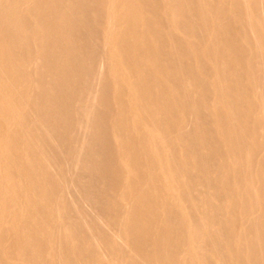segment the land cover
<instances>
[{
    "label": "rangeland",
    "instance_id": "374dc122",
    "mask_svg": "<svg viewBox=\"0 0 264 264\" xmlns=\"http://www.w3.org/2000/svg\"><path fill=\"white\" fill-rule=\"evenodd\" d=\"M31 1L33 2V1H37V0H31ZM40 1H42V2H40ZM38 2L43 4V5L41 4L43 7L41 6L40 9H39V11L44 8L42 10L41 16H40V12H38V14H39L38 20L40 22L39 21H36V18L31 17L32 14H30V13H32V10H33L32 7L33 6L31 4H28V2L27 3H24V4L22 3L24 6L21 5V2L18 3L17 6H14L15 7L14 9L9 4V2H5V6L7 4V6L9 5L14 10V11L12 10L13 18H15L17 20V22L19 21V19L21 20L20 21V25L19 24L17 25L19 28L16 27V30H14L15 32H17V34H19L18 37H20L21 34H22L24 37L31 38L32 36H34V34L36 33V31L41 32V37H40V40H38L37 42H35V44H34V42L32 43V41H29L28 51L27 50L25 51V49L23 47H16L13 44V42H15V38H14V36H16L15 33H13V35L11 33H8V35L10 34L9 35L10 37L12 35V37H13V38L11 37L12 39L10 37H8V35L7 36L6 35L3 36L2 34H0V39H1L0 41H3L4 42L5 41L4 38L6 39V37H7V39L9 41H11V40L14 39L13 42H11L10 45H9V42H7L8 41L7 39H6V41L4 43H1V44H3V47H1L2 50H0V61L2 59H5V57L7 58V57H10L11 56V58H14L13 55H15V57H19V58H21V57L22 58H25L26 55L27 56H31L32 55L31 57H34L35 54L37 53V51L39 50V48L42 49V52H44V54H43L44 57H42L41 61L37 59L36 61H38V63L35 66L29 67V69L27 71V78H29L34 83V84L32 83V85L30 86L31 88L29 87V90L26 93L27 94V97H26V94L23 97H20L23 94H21L20 96L17 95L14 102L16 104H18V103H20V104H24L25 103L26 104L27 102H30V101L32 103H35V104L37 103V107H35V108L34 107L33 108L29 107V111H27L25 113L26 116H24L25 119L23 118L24 121L22 123L19 120V123L22 126L25 125L24 127H26L28 125V126H32L35 129V132H36L35 135H34L35 138L34 139H30L29 138L30 139L29 140L27 138V136H28L27 133L26 132H23L22 133V130L21 129H24V128L20 127V132L22 133V137L21 138L22 139H25L26 138V140H28V142H32V144H35L34 147L36 146V143H35L34 140L35 139L38 140V141L40 140L39 141V144L41 143L40 146L41 147L43 146L44 151L41 152L43 149H40L38 147L41 150V151L39 150V153L41 152V154L43 155V157L45 156L41 160H43V162H45V159H46L47 162H51V161L54 160L55 167H56L55 169L57 171L60 169L58 173H56L57 171L54 170V169L52 170L53 172L50 171V175L52 176L53 180H56L57 179L55 181V184H56L55 186H57L59 189L58 188L51 187L52 185H50L49 183L46 184V182L44 183L43 181H41V179H40L41 177L38 175L39 173H37V172H36L37 173L36 174V176H37L36 178L39 180V182L36 183L37 181L34 180L33 183L32 184H29V185H28L29 182L26 181V179L21 175V177H23L22 178L23 183H22L21 179H18V180H15L14 181V193L16 194V199L14 200L15 201L14 204H15V206H17L16 207L17 208V211H15L16 213L14 212L15 213L14 214L13 212L11 213V211H13V209L12 208H8V205H7L8 204V199H5V198H8V195H6L7 193H3V190H2L3 187L1 188V186L4 183H2L3 182L2 181L3 179L0 178V181H1V184H0V191H1L0 192V202H1L0 203V221H1L0 222V236H1L0 237V250H1L0 251V255H1L0 256V263L2 262L3 264H5V262H6L5 260H6V257H7V256L5 257V253L7 255V253H9L11 251V249H13L12 246H15L14 247L15 249L18 248L22 252V255L23 256L21 255V258L26 257V258H23V259L20 258L18 262L16 261L19 264L20 263L21 264H26V263L27 264H33V263L34 264L35 263L36 264H43V263L44 264H56L55 262H57V264H63V263H65V264H87L89 261H91V262H89L88 264H95L96 262H98L96 264H127V261L121 255H116V256L115 255H111L110 252H109V254H107L108 253L107 248L102 243L100 237H98L97 235L95 236L94 234H92L91 228L89 227L90 224L88 225L87 223H85L84 220H82V218H84V217L81 215V212H78L77 213V209L80 208V210L82 211V213L84 212L83 215L84 216L86 215L88 218H90L92 220L93 219L94 220H97L98 219L97 217H99V219L101 218L102 220L104 218L106 220L109 219L110 221H108V223L111 224V227L113 228V230H115V232L117 230V233H120L121 232V233L125 234L126 236L133 235L134 237L140 238L142 241L144 240V242H143V251L148 256V258L151 259V261H154V262H152V264H158L159 262H160L159 264H195V263L196 264H200L201 263V258H202V260L204 258H205L204 260H206V258H207V260H206L207 261L206 262L207 264H225V263L226 264H231L229 258H228V260L226 258V257H228L227 256L228 253H229V257H230V252H233V253H236L237 252L238 254L237 253L236 254H237V256H238L239 259H242L243 260L246 257V259L249 260V262H250V260H253V263L250 262V264H254V262H255V264H262V263L264 264V234H263L264 233V157H263L264 156V144H263V142H264V138H263L264 137V130H260L259 131V130L256 129L258 127V125H260V121H261L262 124H264V117H263L264 116V71H263L264 70V36H263L264 35V28H261V25H260L261 24V21H260V17H259L258 8H257V6L259 4H261V6L264 7L263 2H261V3L258 4V0H202V1L201 0H166V2H165V0H152V2H153L152 5L153 6L155 5L154 7H158V8L160 7L161 8L163 5H166L165 3H170V4L174 5L175 8L177 7V10L179 11V13L181 15H183L182 17H180V23H181L180 26L183 27V31H182L183 34H182V36L185 39V40L184 39H182V40H184L186 43L184 42L182 45L179 46V47H181L180 48L181 51L179 50L180 52L176 56L175 61H173L174 59H171V60H162L160 62V68H161V72L162 73H165L167 75H168V73H170L174 69L176 71H179V70L185 68L184 69L185 70V74H183L184 73V70H182L181 73H182V75L184 77L181 76V74H180V77H179L180 87L181 88L179 87L177 98H174L175 101L172 100L173 102L170 105L169 111L173 115V117H171L172 119H169L168 118V119H165V120H161V123L158 122L156 125H150V124L146 123L144 126H142V128H144V129H141V128L140 129H137L136 127H134V124H132L133 123V120L130 119V117L128 115H126L127 114V109L126 108L128 106V103H131V102H133L136 99V94L134 92H132V91L129 90L128 91L129 92V95L128 94L127 95L125 94V96H128L130 98L123 96V98L121 97V100H119L120 98L119 99H116V98L113 97L114 96V93L116 94L115 89L116 88L118 89V87H119V85H118L119 84L118 83L119 82V79L116 77V75L111 74L112 75V78L110 77V79H108V87H106V91L104 90L106 92V95L105 96L108 97L106 99V103H104V102H101L100 103L98 101V97L96 95H97V93L99 95V88H98V90L95 93L96 95L93 94L94 96L91 95V94L89 96H87L86 93H85V91H84L85 90L84 88L87 85L88 86L90 85L88 83H91V82L95 81L94 80V75H92V73H91L92 72L91 67H93V65L95 64L96 59H98L97 56H99L100 59L102 58V60H104L103 62L106 63V66H111L112 65L111 62H110V59H108L106 56H104L99 51V48H97L98 46L96 47V45L93 44L95 42L94 41L92 42V38H91L92 36L89 33V31H88V27L86 26V23H88V19H86V18H88L91 13H94V17L96 16V20H95V23L97 22L96 23V26L97 25L98 26L101 25V15H99V14H101L102 7L97 4L95 6L96 7L98 6L99 8L98 9L97 8L95 9V6L93 4H92L93 6H91L90 5L91 3L90 4H87L89 2H85L84 0H45V1L38 0ZM79 2L82 5H80ZM51 4L53 5L54 8L52 7ZM201 4L204 7L208 8V11L210 13V15L207 16L208 19L206 21L203 19L202 15L198 12L199 11L198 8H199V6ZM2 5H4V4L1 3L0 9L3 7ZM30 7H31V9H30ZM49 7H51V8L49 9ZM89 7H92V8L89 9ZM259 7H260V5H259ZM3 8L1 9L2 10V13H1V10H0V14L2 16V17L0 16L1 17L0 18V24H4V23H2L4 21L3 18L6 19V17H5L6 13L4 14V12H5V10L7 8H5V10ZM80 8H81V10H80ZM190 8H191V10H190ZM3 10H4V12H3ZM8 11H6V12H8ZM27 11L29 12V14H28ZM79 11H80V13L78 14ZM95 11H97V13ZM64 12H65L66 15L64 14ZM86 13H88V14H86ZM26 15H28V16H26ZM29 15H31V16H29ZM16 16H18L17 18H19V19H17ZM184 16H185V18H184ZM67 17H69L71 20H68L67 21V19H68ZM73 17H74V20H72ZM232 18H233V20H232ZM54 20H57V21H54ZM64 21L66 23H64ZM36 22H38V23H36ZM51 22H52L53 28H52L51 25H49L48 28H50V26H51L52 29L51 28L50 29H47L46 28L47 27L46 24L47 23L50 24ZM84 22H86V23H84ZM190 22H192V23H190ZM197 22H199V23H197ZM202 22H204V23H202ZM41 23H43V25ZM72 23H73V25H72ZM39 24H40V26L43 27L42 29H40V26H37ZM55 24H57V26ZM65 24H68L67 25L68 27ZM212 24H214L215 26L212 25ZM233 24L236 27H234ZM59 25H60V27H58ZM61 27L63 29H61ZM74 27H75V29H74ZM85 27H87V28H85ZM195 27H196V29H195ZM35 28H37L38 30L35 29ZM233 28L236 29V30L234 31ZM18 29L19 30L21 29V30L18 31ZM66 29H67V31H66ZM50 30H54V31H50ZM87 31H88V33H87ZM193 33L195 35H193ZM243 33H244V35H243ZM205 34H206V36H205ZM203 35H204L205 38L203 37ZM211 35H213V36H211ZM223 36L225 38H223ZM211 37L212 38L214 37V38L212 39ZM219 37L224 40V41L222 40V43H221V39ZM238 38H240V39L238 40ZM208 39H210L211 41L210 40L208 41ZM217 41H218V43H217ZM245 41L246 42L248 41V42L246 43ZM90 42H91V44H90ZM207 42L210 43L209 44V46H210V52H209V48H208L209 46H208V43ZM211 42H212V45H211ZM214 43L216 45H213ZM219 44H222V45H219ZM40 45H41V47H40ZM81 45H83V47ZM242 45L245 46V47H243ZM256 45H257V47H256ZM212 46H214V47H212ZM163 47H164V45L162 43H157L155 45V49L154 50L158 49L160 51H157V50L156 51L158 53L163 54V52H164V50H163L164 48ZM203 47H205V48H203ZM213 48H215V49H213ZM207 49H208V51H207ZM88 50L89 51L91 50V52H93V53L89 52ZM191 50H193V51H191ZM211 50H212V55H213V56L211 55L212 57L209 56L210 53H211ZM213 50H215L216 52H214ZM182 51L185 52V53H183V56L181 54ZM219 51L220 52H224L225 51L223 53L224 55L222 53H220V54H222V55H220L219 54ZM10 52H12V53H10ZM18 52L20 53V55H19ZM94 52H98V53H94ZM132 52H133V48L130 47V46H126L125 49L119 50L116 53V54H118V57H119L118 59H121L120 60L121 64L124 63L122 66H124V69L126 70V73H127V75H125L126 76V80L130 83L131 86H136L137 85V86H140L141 87V84L143 83L142 87H144V86L146 87V88L145 87L144 88H145L146 91L149 92L150 101L151 100L153 101V102H151V105L154 108L159 107L160 104H161V102H162V100L164 98L165 99L166 98L168 99L169 94L167 92L160 93L158 90H155V91L150 90L151 88L147 89V87L149 86L148 85L149 84L148 83L149 82L148 81L149 80V76H147L148 77V80H147V78L144 77L145 76L143 74L144 72L143 73H141V72L140 73L139 72L137 73L136 71H134L133 67L131 66L132 65L131 62L133 61V56H134V52L133 53ZM201 52L202 53L204 52V54L202 55ZM251 52H253V53H251ZM87 53H88V55L90 54L91 57L90 56H87ZM83 54H85V55H83ZM5 55H7V56H5ZM95 56H96V58H95ZM188 56H190V57H188ZM188 59L189 60L191 59V60L189 61ZM209 59H211L212 62ZM259 59H260L261 62L259 61ZM185 61H187V62H185ZM188 61L189 62H192L193 61V63L190 64ZM195 61L198 64H196ZM201 61H203V63H201ZM184 62L186 64H184ZM234 62H236V63L234 64ZM107 63H108V65H107ZM208 63H209L210 66L208 65ZM211 63L214 65L213 67H212ZM218 63H220V64H218ZM221 63H223V64H221ZM231 63H232V65H230ZM245 63H247V64L245 65ZM257 63H263V64L261 65V64H257ZM40 64H42V65L44 64L43 65L45 67L44 70H42V68L40 67L41 66ZM182 64L184 66H182ZM228 64H229V68H227ZM125 65H127V66H125ZM179 65H181V66H179ZM185 65H188V66H185ZM191 65L192 66H195L196 68L195 67L191 68L192 67ZM216 65H217V67L224 68V69L223 70L222 69H219L221 71H219V73H216V71L214 69ZM219 65L222 66V67H220ZM240 65H241V68H239ZM260 65L263 68H261ZM85 66H86V69H85ZM201 66H203V67H201ZM249 66L251 67L250 68V72L251 73L249 72V69H248ZM87 67H89V68H87ZM211 67H212V69H211ZM199 68H201V70H199ZM202 68L203 69L206 68V69L203 71ZM209 68L211 69L212 72L210 71ZM78 69H80V70H78ZM83 69H85V70H83ZM132 69H133V71H131ZM188 69L189 70L191 69V70L189 71ZM245 69H246V71H245ZM186 70H188L190 73L187 74L188 71H186ZM195 71H197L196 76H198V77L195 76V74H194ZM213 71H215V72H213ZM231 71H232V73H231ZM261 71L263 73H261ZM42 72H44L46 74L43 75ZM132 72H135V73H132ZM191 72H192V74H191ZM202 72H204V73L206 72V73L204 74ZM246 72H247V74H246ZM207 73H210V74L208 75ZM220 73H221V75H219ZM85 74H87L88 76L85 75ZM137 74H139V75H137ZM79 75H80V77H78ZM206 75H207V77H206ZM136 76H138V77H136ZM187 76H189V78ZM217 76H221L222 79H221V77L220 78H217ZM192 77H193V79H192ZM202 77H206L207 79L205 78L206 79L205 80ZM213 77L215 79H213ZM201 78L203 79V81H202ZM245 78H247V80H245ZM184 79H185V81H184L185 82V86L183 85L184 82L182 83V81ZM198 79H201V80H198ZM218 79L220 80L219 83H218V81H219ZM191 82H192L193 85L191 84ZM211 82H213V83L215 82L214 84H217L218 83V86L216 85V88H215V85L212 84ZM237 82L241 86L240 85H237L238 84ZM146 83H148V84H146ZM199 83H201V84H199ZM234 83H235V85H234ZM57 84H59V85H57ZM83 84L84 85L86 84V85L84 86ZM207 84L208 85L209 84L210 85L212 84V85H211V87L209 85V87H210L209 88L207 86ZM227 84H229V85H227ZM82 85H83V87H82ZM199 85L200 86L201 85H204V86H201V87L202 88L205 87V88L202 89ZM222 85H224L223 86L224 88L223 87H221L222 89L221 88H218V87H220ZM249 86H251L252 88H253V86H255L252 89L253 91L251 90V87H249ZM193 87H195V88H193ZM182 88H184L183 91L181 90ZM186 88L188 90H185ZM206 88H207V90H206ZM81 89H82V91H81ZM214 89L216 91L218 89V91H220V92L222 90V92L219 93L217 91L218 93L215 94L216 91ZM247 89H248V91H247ZM189 90H192V92L191 91L189 92ZM201 90H203L202 91L203 93L201 92ZM208 90H209V92H208ZM113 91H114V93H113ZM194 91L195 92L196 91L197 92L200 91V92L195 95V92ZM251 91H252V93H251ZM83 93H85V94H83ZM209 93H210V95H209ZM101 94H102V92H101ZM187 94H190L191 95V96L190 95L189 96H190V98L192 100H190V98H189V96H187ZM237 94H238V96H237ZM132 95H133V97H132ZM181 95L183 97H181ZM201 95L204 96L203 97L204 99L202 98ZM208 95L211 96V97H209ZM215 95H218V97L215 96ZM250 95H252V96H250ZM207 96L209 97L208 98L209 100H207V98H206ZM83 97H84V99H83ZM90 97H91V99H90ZM158 97H159V99H158ZM219 97L220 98H224V99H220ZM127 98H128V100H127ZM180 98H182V99H180ZM88 99L90 100V102H89ZM94 99H96V100H94ZM184 99H186V100H184ZM71 100L73 101V103L71 102ZM188 100H190L192 103L190 101H188ZM194 100H196V101L193 102ZM197 100H199L198 103H196ZM85 101H87V104L89 102L88 107H87V104H86ZM224 101H226L227 103L230 104L229 106H230V109L231 110H227L226 111L225 106L227 105V103L224 102ZM174 102L176 103V105H175L176 108L174 107V104H175ZM232 102H234L236 105L234 103H232ZM69 103H71V104H69ZM194 103H195V105H194ZM223 103H224V105H223ZM54 104L55 105L58 104V105L55 106ZM83 104H84V106H83ZM105 104H107V105H105ZM197 104H198V106H197ZM205 104L208 106L207 109H206L207 106ZM231 104H234L235 107L234 106L232 107ZM254 104H256V107H255ZM3 105L4 106H7L6 103H4V102H3ZM93 105L95 106V108L93 107ZM237 105H239V106H237ZM243 105H244V107H242ZM10 106L11 105L8 104V107H10ZM78 106H81L82 108L81 107H78ZM201 106H203L204 108H202ZM86 107L88 109H90L91 111L90 110H86ZM184 107H185V109H184ZM190 107L191 108L194 107V109H191ZM238 107H241V108L238 109ZM178 108H180V109L178 110ZM186 108H188V110H186ZM215 108H218L219 109V112L222 113V114H223V111H224V114L226 112V114L228 115V118L230 119V121H229L230 125H229V123L225 125V123H227V122L220 121L219 117L217 118V114L219 112H218V109H216L217 110L216 111ZM236 108H237V110H236ZM58 109H60V110H58ZM66 109H69V111H67ZM123 109L124 110L126 109V111H123ZM189 109H191V110H189ZM139 110H140V108L138 109L139 114H141L142 111H144V109L143 110L141 109L140 111ZM173 110H174V113L171 112ZM194 110H196V111H194ZM201 110L204 113H201L202 112ZM252 110H254L256 113L255 112L253 113ZM169 111H167V112H169ZM177 111H178V113H177ZM189 111H191V112L194 111V112L192 114ZM198 111H199V113H198ZM213 111H214V113H213ZM230 111H232L233 113L230 112ZM258 112H260L259 113L260 116H258ZM92 113H93V115H92ZM85 114H86V116H85ZM185 114H186V116H185ZM194 114H196V115H194ZM202 114L203 115L205 114L206 116L205 115L203 116ZM254 114H256V115H254ZM71 115H72V117H71ZM88 115H89V117H88ZM120 115H122V116H120ZM141 115L143 116V114H141ZM174 115L176 116V119H175ZM193 115L196 118L194 117V119H193ZM233 115H234V118L232 119ZM98 116L101 117L102 119L101 118H98ZM126 116H128V117H126ZM239 116H240V119H239ZM257 116L259 118H261V120L260 119L258 120V117ZM87 117H88V120H87ZM160 117H161V119L162 118L164 119L163 114L160 115ZM246 117H248V121H247V118ZM256 117H257V119H256ZM125 118H127V119H125ZM249 118H251L252 120H250ZM254 118L257 121L256 123H253L252 122ZM94 119H97L99 121H96ZM122 119H123V121H122ZM255 119H254V121H255ZM63 120H64V122H63ZM128 120H130V121H128ZM169 120H171V121L169 122ZM216 120H218V122ZM240 120H243V121H240ZM68 121H69V124H68ZM235 121H238V122H235ZM246 121H247V123H246ZM24 122H26V124H24ZM32 122H33L34 125L32 124ZM89 122H90V125H89ZM222 122L224 123L223 125H222ZM99 123H101V124H99ZM185 123L186 124L188 123L187 126H186ZM192 123H193V125L195 127H193V125H191ZM233 123H235L236 125L233 124ZM241 123H242V125H241ZM251 123H252V125H251ZM97 124H99V125H97ZM160 124H161V126H160ZM232 124L234 125V127H236L234 129H237L239 132L238 131L237 132H231V131H236V130H233ZM4 125H5V127H4ZM61 125H63V126H61ZM180 125L181 126L185 125L186 128H184V126L182 128ZM238 125H241V126H238ZM197 126H198V128H197ZM249 126H251V127H249ZM252 126L253 127H256V128L254 129ZM38 127H40V128L37 129ZM228 127H230V128L227 129ZM241 127H242V130H243V128L245 130H243V131L240 130ZM189 128H191V129H189ZM199 128H201V129H199ZM59 129H60V131H59ZM136 129H137V131H136ZM177 129H178V133L180 132V134L178 135V137L176 136L177 135ZM181 129H183V130H181ZM248 129H250L251 133L248 131ZM0 130H1L0 131V140H2L1 142H4V141L7 142L11 138H13L12 135H14V134H17V133H18L17 135L21 134L18 131V127L12 125L10 122H9V124H1L0 123ZM2 130H5V131H2ZM71 130H73L74 133ZM77 130H79V131H77ZM80 130H82V131H80ZM190 130H191V132L189 133ZM6 131L8 133H6ZM43 131L45 132V134H44ZM63 131L66 132V133H63ZM88 131H89V133H88ZM175 131H176V134H175ZM193 131H194V133H193ZM195 131H196V136L199 134L197 136L199 140H197V137L195 136ZM200 131L201 132H204V133H202L203 135L204 134H206V135L202 136V134L200 133ZM247 131L249 133H247ZM39 132L42 133V134H40L41 136L39 135ZM76 132H80V133H77L76 134ZM243 132H245V133H243ZM252 132H255V134H253ZM25 133H26V135H24ZM61 133H63V135H65V136H63ZM140 133L141 134L144 133V135H141ZM186 133H187V135H185ZM173 134L175 135V137L173 136ZM251 134H253V135H251ZM47 135H49V136H47ZM121 135H123V136H121ZM138 135L139 136L141 135L140 136L141 139L136 137ZM158 135H160L161 137L158 136ZM190 135H192V136H190ZM231 135L232 136L235 135L234 138L232 137L233 138L232 140H231ZM38 136H40V137H38ZM44 136H46V137H44ZM71 136H72V138H73L74 141L71 140L72 139ZM143 136L145 138L146 137L147 138L145 139V138H143ZM179 136H181V137H179ZM189 136L191 137V139L194 137L193 138L194 140L193 139L191 140ZM216 136H218V137H216ZM237 136H241V137H237ZM252 136H254V137H252ZM28 137H30V136H28ZM64 137H66V138H64ZM134 137H136L137 139L134 138ZM195 137H196V139H195ZM236 137L239 138V139L241 138L239 140V142H238V139ZM49 138H50V140H49ZM54 138H55V140H54ZM61 138L63 139L64 142L61 141L62 140ZM142 138L144 140H142ZM154 138H155V140H154ZM174 138L177 139L178 141L175 140ZM185 138H187L186 139L187 141L189 139L190 140L188 142H186ZM200 138L203 139L204 141L205 140L206 141L205 142H203V140L200 141ZM217 138H219V139L216 141ZM44 139H45V141H44ZM214 139H215V141H214ZM152 140H153V142H152ZM233 140H236V141H233ZM38 141H36V142H38ZM68 141L71 142L69 144H71L72 146L68 144ZM109 141H110V143H109ZM130 141H132V143H130ZM137 141H138V143H137ZM145 141H148V142H145ZM182 141H184L185 143L182 142ZM253 141H255V142H253ZM194 142H195L196 145H194ZM217 142H220L219 143L220 145ZM252 142H253V144H252ZM106 143L108 144V146H107ZM149 143L153 144V146L155 145L154 146L155 149L153 148L152 145L150 146ZM168 143H172V145H170ZM189 143H190V145H189ZM19 144L21 146V143L20 142L17 143L16 144V149L17 150H22L21 149L22 146L20 147ZM142 144L143 145L145 144V145L144 146H140ZM156 144H157V146L159 148H161L160 151H159V148L156 146ZM187 144H188V146H190L191 149L188 148ZM191 144H193L192 147H191ZM197 144H200V145L197 146ZM201 144L203 146H201ZM232 144H234V145L231 147ZM167 145H168V147H166ZM182 145H184V146H182ZM79 146H80V149H79ZM213 146H214V148H213ZM150 147H152L153 150ZM194 147H196L195 150H194ZM206 147H207V150H206ZM208 147H209V149H208ZM243 147L244 148L246 147V150ZM76 148H77V150H76ZM122 148H124V149H122ZM156 148H158V150H156ZM162 148H164V149H162ZM175 148H177V149L174 150ZM210 149H212V150H210ZM17 150L14 151L15 152V155L16 154L17 155L16 156L14 155V159L15 160L12 161L13 162L12 163L13 165L14 164L15 165H19V163H21L22 160L24 159V155L21 154L23 150L21 152L20 151H17ZM150 150H152V151L150 152ZM188 150L191 153L192 152L193 153L191 154ZM196 150H197V153H195ZM199 150H201V151H199ZM69 151H71V152L74 151L72 153L74 154L76 152L77 155L79 156L78 157L79 159H77L78 162L76 161V163H75L76 165L73 163V165H74L73 168H72V165H70L71 167L67 165L69 158L66 157V156L71 155V152H69ZM89 151H91V152H89ZM156 151H157V155H159V159L157 160V162H155V166H154V164L152 162H150L151 160H149L150 159L149 156L151 155L150 153H153V152L156 153ZM227 151H229L230 153H228ZM44 152H46L45 154H47V155H45ZM226 152H227V155H226ZM253 152H255V153H253ZM119 153H120V155H119ZM122 153L123 154L125 153L124 156H123ZM261 153H263V155ZM4 154H7V153L4 151V149L1 150V148H0V159L2 160V161L0 160V175H1L0 177H2V171H3V168L5 167V164L4 163H7L8 162L7 160H9V159H7V157H5ZM41 154H38V155H40V157H38L39 159L42 158ZM173 154H175V155L173 156ZM187 154H188V156H187ZM206 154H207V156H206ZM228 154L230 156H228ZM253 154H254V157H253ZM107 155H108V157H107ZM144 155H146L148 157H146ZM195 155H197L198 157L195 156ZM90 156H92V157L89 158ZM132 156H134V159H133ZM25 157H26V155H25ZM119 157H121V158H119ZM181 157H183V158H181ZM104 158H106V159L104 160ZM175 158H176V160H175ZM185 158H187V159H185ZM189 158L191 159V161H189L190 160ZM203 158H204V160H203ZM64 159L65 160L67 159L65 161V163L63 161ZM84 159H86V160H84ZM172 159H174L175 161L172 160ZM184 159L186 160V163L189 164V166H187L188 164L186 165V163L184 162ZM58 160H60V161H58ZM113 160H114V162H113ZM130 160H131V162H130ZM146 161L148 162V164H147ZM182 161H183V163L185 165L182 164ZM192 161L193 162L196 161L197 163L194 162V164L196 163L195 165H197V164L198 165L197 166L193 165V162ZM16 162H17V164H16ZM57 162H58L57 165L59 166V168L56 165ZM201 162H203V163L201 164ZM243 162L245 164L247 163L248 165L250 164V167H248V170H247L246 173L244 172L245 171V169H244V165L245 164ZM157 163H158V165H157ZM176 163L177 164L179 163L178 166H177ZM174 164H175V166H174ZM149 165L150 166L153 165L152 166V169H150L151 172L149 170V168H151V167H148ZM255 165H257V166H255ZM20 166L22 167L21 164H20ZM157 166H158V168H157ZM33 167L31 169H29L31 172L27 168V172H26V174H24V176L33 175L32 173L33 172L35 173V171L37 170L36 165L33 164ZM64 167L65 168L68 167V168L65 170ZM106 167H107V169H106ZM161 167H162V169H161ZM165 167L167 169H169V171ZM175 167H177V168H175ZM191 167H192V169H191ZM195 167H196V169H195ZM222 167H224V168H222ZM156 168L158 170H156ZM188 168H190V169L188 170ZM182 169L183 170L185 169L184 172H186L187 170L188 171L191 170V171L190 172H186V173H189V174H186L185 173V174L182 175L181 173H184ZM199 169H201V170H199ZM180 170L182 171L181 173H180ZM195 170L196 171L199 170V171H197V173H196ZM99 171H100V173H99ZM110 171H111V173H110ZM114 171H115V173L118 174L119 177L116 176V174L114 173ZM178 171H179V173H178ZM102 172H103V174H102ZM119 172H120V174H119ZM225 172H226V174H225ZM59 173L62 176L60 178L58 176ZM149 173H151V174H149ZM231 174H232V176H231ZM105 175H107V177ZM185 175H187V176H185ZM56 176H57V178H56ZM64 176H65L66 179L63 178ZM83 176H85V177H83ZM179 176H180V178H179ZM199 176L202 177V178L200 179ZM203 176L205 177V179H203L204 178ZM114 177H116V178H114ZM192 177L194 179H192ZM70 178H71V181L69 180ZM244 178L247 180L246 183L243 181ZM111 179L114 180V181H112ZM185 179H186V181H185ZM206 179H209V180H206ZM145 180H147V181H145ZM66 181L69 182L70 184L73 183V185L76 183V185L74 186L76 190H74V192H78L79 193V194L77 193L78 196H77V194L75 195L77 197H75L73 195L74 192L71 193V194H68V193L65 194V191L66 190H62V188L68 189L67 186L69 187V185H70ZM111 181H112L113 184H111ZM189 181H191V182H189ZM219 181H221L223 183H221ZM141 182H142V184H141ZM158 182H160L162 184H160ZM65 183H66V187H65ZM187 183H189V184H187ZM195 183H196V185H195ZM227 183H228V185H227ZM260 183H261V185H260ZM38 184L43 185V190H44V192H46L45 193V196L47 198L45 197V199H42V197H40V195L38 194V192L36 190V189L39 188L38 187L39 186ZM57 184H59V185H57ZM147 184L150 185L151 187L148 186ZM111 185H112V187H111ZM161 185H163V186H161ZM187 185H189L190 187L192 185V187H193V188L191 187V190L193 189V191H191V193L193 192L192 194H190V191H188L187 188H186V191H188L189 194L187 192H185V186L189 188V186H187ZM199 185H202V186L199 187ZM221 185L222 186L224 185V187H222ZM249 185L251 187H249ZM144 186H145V188H143ZM252 186H254V187H252ZM255 186H258V187L256 188ZM110 187L112 189H110ZM218 187H220L221 189L218 188ZM46 188H48V190ZM216 189H218V190H216ZM234 189H236V190L234 191ZM236 191H237V193H235ZM61 192L63 193V195H62ZM184 192L187 193V194H185ZM238 192H239V194H238ZM18 193H19V195H18ZM231 193H232V196H235V198L232 197V196H230ZM243 193H244V195H243ZM248 193H250L251 195L248 194ZM37 194H38V197H40L39 200H38ZM187 195H188V197H189V195L190 196H193V197L196 196V198L193 199V198L189 197V198L193 199V201L192 200L191 201H188L189 198L187 197ZM221 195H222V198L220 197ZM227 195H229V196H227ZM248 195H250V196H248ZM252 195H254V197ZM146 196H149V197H146ZM76 198H77V200H76ZM226 198H228V199H226ZM74 199H75V201H74ZM42 200H44V201H42ZM60 200L63 201V202H61ZM207 200H209V201H207ZM5 201H7V203ZM84 201H85V203H84ZM152 201L155 202V203L153 204ZM220 201H222V202H220ZM249 201H251V202H249ZM72 202H73L72 207L76 203V205L73 208L70 205V204H72ZM81 202L84 203V204H86V205L83 204L84 205L83 206L81 204ZM156 202H157V205H156ZM183 202L188 207H186ZM191 202H193V203L191 204ZM234 202H237V206H236V203H234ZM238 202H240V203H238ZM58 203H59V205H58ZM164 203H165V205H164ZM1 204L4 205V206L2 207ZM78 204H79V206L81 205L82 208L81 207H78ZM195 204H196L197 207L195 206ZM222 204H224V205H222ZM238 204H242V206L240 207V205H238ZM24 205H26V206H24ZM35 205H37V206H35ZM189 205H191V206H189ZM39 206H41L42 208H40ZM216 206L219 207V208H217ZM24 207H27L28 210L27 211H24ZM64 207H66V208H64ZM233 207H234V209H233ZM188 208H190V209L192 208V210L194 208V210L197 211V212H195L193 210L194 213L192 214L193 211L191 212L190 209L188 210ZM210 208H212V209H210ZM256 208H258L257 211H255ZM4 209H6V210H4ZM144 209H145V211H144ZM206 209H208V210H206ZM44 210H46V211H44ZM71 210H72V212H71ZM74 210H75V212H74ZM170 210H171V212H170ZM216 210H218V211H216ZM4 211H6V212H4ZM32 211H34V212H32ZM92 211L95 212V213H93ZM172 211H173V213H172ZM223 211H225V212H223ZM17 212H18V216L16 215ZM24 212H25V214H24ZM28 212H30V213H28ZM66 212H67V214H65ZM142 212H144V213H142ZM219 212H221V213H219ZM153 213H154V215H153ZM167 213H169V214H167ZM217 213H219V214H217ZM247 213H248L249 216L247 215ZM1 214L2 215H5V216H2ZM75 214L76 215H79V218H81V219L80 220H77V216ZM43 215H45V217ZM70 215L71 216L72 215L73 216L75 215V216L74 217L72 216L73 217L72 218ZM196 215H198V216H196ZM220 215H222V216H220ZM228 216H230V217H228ZM233 216H234V218H233ZM12 217H14V218H12ZM148 218H150V219H148ZM209 218L212 219L211 220L212 222H210ZM250 218H252L253 220H251ZM10 219H11V222H10ZM20 219L22 220L21 222H20ZM114 219L117 220V221H114ZM254 219L256 221H254ZM199 220L202 223L199 224ZM206 220H208L209 222L207 223ZM81 221L84 222L83 223L84 226L82 225V222ZM160 221H162V222H160ZM194 221H196L197 223H195ZM213 221H215V222H213ZM4 222H5V224H4ZM26 223H27V225H26ZM49 223H50L51 226L49 225ZM63 223L64 224L66 223V224L64 225ZM72 223H73V225H72ZM194 223H195V225H194ZM209 223H211V224H209ZM174 224H175V226H174ZM201 224H203V225L201 226ZM223 224H224V226H222ZM255 224H257V225L255 226ZM182 225H184V226H182ZM9 226H11V227H9ZM44 226H46V227H44ZM85 226H86V229H85ZM221 226H222V228H221ZM257 226L259 228V232L257 231L258 229L255 228ZM1 227H2V229H1ZM3 227H6L7 229L6 228H3ZM78 227L81 228V229L79 230ZM200 227H202V228H200ZM9 228H11L12 230L9 229ZM72 228L75 231L74 230H71ZM254 228H255V231L253 230ZM42 229H43V233L44 234L42 233ZM62 229H66V231L65 230H62ZM196 229H197V231H196ZM248 229H249L250 232L248 231ZM1 230H2V232H1ZM48 230H49V232H48ZM87 230H88L89 233H86ZM228 230H229L230 233L228 232ZM14 231L16 232V234H15ZM29 231H30V233H29ZM166 231H167V233H166ZM177 231H178V233H177ZM63 232H66V233H69V234L72 232L70 234L72 237H66L65 236V233H63ZM158 232H161V233H158ZM163 232H164V234H163ZM208 232H209V236H207ZM232 232H233V234H231ZM252 232H254L253 235H251ZM256 232H258V234ZM24 233H26L27 236ZM61 233H62V235L63 234L64 235L62 236ZM8 234H10V235H8ZM203 234H204V236H202ZM43 235L45 236L44 238H43ZM199 235H201L202 238ZM256 235L259 238L258 239L256 238V240H255V239H253V237L255 238ZM64 236H65V238H64ZM158 236L159 237L161 236L160 239H159ZM196 236L199 237L198 238L199 240L197 239ZM230 236H231V240H230ZM34 237H35V240H34ZM13 238L16 239V240H18V241L14 240ZM31 238H33V240ZM47 238H49V239H47ZM63 238L65 240L67 238L68 239L71 238L72 241L70 239L69 240L67 239L66 240V243H65V240ZM76 238H78V239H76ZM166 238H167V240H166ZM4 239H6V241L8 239L9 242L11 241L10 242L11 244L10 243H7ZM3 240H4V242H3ZM19 240H20V242H19ZM40 240H43L44 242L43 241H40ZM242 240H244V241H242ZM14 241H16V242H14ZM32 241H34V242H32ZM154 241H156V242H154ZM229 241H230V243H229ZM248 241H250V242H248ZM81 242H83L84 244L82 243L83 244L82 245ZM243 242H245V243H243ZM17 243L19 244V246H18ZM35 243H36V246H35ZM77 243H80V245L79 244L77 245ZM187 243H188V245H187ZM190 243H192V244H190ZM199 243H201V244H199ZM250 243H251L252 246L250 245ZM54 244H55V246H54ZM101 244H102V246H101ZM189 244L191 246H189ZM196 244H197V246H196ZM253 244H255V246H253ZM72 245H75L76 247L75 246H72ZM90 245H93L92 248H91ZM126 245L130 246L128 243ZM144 245H145V248H144ZM200 245H202V246H200ZM213 245H215V246H213ZM256 245H257V247H256ZM21 246L23 247V249H22ZM40 246H42V247H40ZM52 246L55 249H53ZM65 246H66V248H64ZM224 246H227V247H224ZM229 246H231V247L229 248ZM48 247H49V249H48ZM67 247H68V249H67ZM88 247H89L88 250H90V252L87 250ZM195 247H197V248H195ZM242 247H244V248L242 249ZM6 248H8V249H6ZM85 248H86V250L84 251ZM125 248H128V247L126 246ZM252 248H253V250H251ZM33 249H34V251H33ZM199 249L201 250V256L202 257H198V256H200V255H198V254H200V250ZM254 249H256V250L254 251ZM96 250H98V251L96 252ZM184 250L186 252H184ZM189 250H192L193 251V252L191 251L192 252V255H193L191 257H192L193 260L192 259H190V260L188 259V255H189L188 252H189ZM202 250H203V252H202ZM219 250H220V252H219ZM221 250H224V251H221ZM225 250H226V252H225ZM238 250H240V251L243 250L242 251L243 253L241 252L242 253L241 254L240 251L238 252ZM24 251H25V253H24ZM27 251H28V253H27ZM38 251H41L42 253L41 252H38ZM37 252H38V254H37ZM47 252L50 253V254L51 253H53V254L50 255V254H47ZM80 252H83L82 255H81ZM91 252H92V256H91ZM173 253H174V255H172ZM124 254L127 255V253H125V252H124ZM27 255H28V257H27ZM184 255H186L185 258H184ZM217 255H218V258H217ZM220 255L222 257H220ZM46 256H47V258H46ZM156 256L158 257V259H155V258H157ZM223 256H224V258H223ZM70 257H71V259H70ZM73 257H75L76 259L73 258ZM89 257L92 258V259H90ZM118 257H119L120 260L118 259ZM3 258H5V259L3 260ZM35 258L36 259L38 258V259L36 260ZM65 258L68 261H70V262H68L67 260L65 261ZM86 258H87V260L89 259L88 262L86 261ZM115 258H117V259H115ZM221 258H222V260H220ZM24 259H26V260H24ZM73 259H75V262H73L74 261ZM81 259H82V261H81ZM185 259H187V260L185 261ZM71 260H73V261H71ZM157 260H158V262H157ZM177 260H178V262H177ZM223 260H225V261H223ZM222 261H223V263H222ZM12 262H14V263H12ZM16 262L15 261H8V263L6 262V264H10V263L11 264H17ZM103 262H105V263H103ZM246 264H248V263H246Z\"/></svg>",
    "mask_w": 264,
    "mask_h": 264
},
{
    "label": "bare ground",
    "instance_id": "6f19581e",
    "mask_svg": "<svg viewBox=\"0 0 264 264\" xmlns=\"http://www.w3.org/2000/svg\"><path fill=\"white\" fill-rule=\"evenodd\" d=\"M43 1H45V0H43ZM85 2H89V3H87V4H90L91 6H95V5H100L101 7H102V9H101V14H99V15H101V25L100 26H96V23H95V20H96V16L94 17V13H91L90 15H89V17L88 18H86V19H88V23H86V22H84V23H86V26L88 27V31H89V33L91 34V38H92V42L94 41L95 43H93L94 45H96V47L97 48H99V51L104 55V56H106L108 59H110V62H111V66H106V63L105 62H103L104 60H102V58L100 59L99 58V56H97L98 57V59H96V61H95V64L93 65V67H91V69H92V75H94V80L95 81H93V82H91V83H88V84H90L89 86L87 85L84 89V91H85V93H86V95L87 96H89L90 94L91 95H96L95 93H96V91L98 90V88H99V95H98V93H97V97H98V101L101 103V102H104V103H106V99L108 98L107 96H105L106 95V87H108V79H110V77L112 78V75L111 74H113V75H116V77L119 79V87H118V89L116 88L115 89V92H116V94L114 93V91H113V93H114V98H116V99H119V100H121V97L123 98V96H125V94L127 95H129V90L130 91H132V92H134L135 94H136V99L133 101V102H131V103H128V106H127V114L126 115H128L129 117H130V119H132L133 120V123L132 124H134V127H136L137 129H144V128H142V126H144L146 123H148V124H150V125H156L158 122H160L161 123V120H165V119H172L171 117H173V115L170 113V111H169V109H170V105L172 104V100H174V98H177V95H178V90H179V87H180V81H179V77H180V74H181V76H183L182 75V73H181V71L182 70H184L185 68H183V69H181V70H179V71H176L175 69L174 70H172L170 73H168V75L167 74H165V73H162L161 72V68H160V62L162 61V60H171V59H174L173 61H175V58H176V56L178 55V53L181 51L180 50V48L181 47H179L180 45H182L185 41V39L183 38V36H182V31H183V27L182 26H180L181 25V23H180V17H182L183 15H181L180 13H179V11L177 10V7L175 8V6L174 5H172V4H170V3H165L166 5H163L161 8L159 7H154L152 4H153V2H152V0H84ZM202 1V0H201ZM5 2H9V4L12 6V8L14 9L15 7L14 6H17V4L18 3H20L21 2V5H23L24 3H27L28 2V4H31L32 6V13H30V14H32V16L31 15H29V16H31V17H33V18H36V21H39L38 20V18H39V14H38V12H40V16H41V13H42V10L44 9H42V10H40L39 11V9H40V7L43 5L42 3H39L38 2V0L37 1H31V0H0V5H1V3H3L4 5H2L3 7L5 6ZM40 2H42V1H40ZM165 2H166V0H165ZM252 2V1H251ZM261 2H263V4H264V0H258V4L259 3H261ZM23 3V4H22ZM80 3V2H79ZM155 3V2H154ZM215 3V2H214ZM245 3V2H244ZM42 4V5H41ZM45 4V3H44ZM65 4V3H64ZM93 4V5H92ZM161 4V3H160ZM188 4V3H187ZM186 4V5H187ZM194 4V3H193ZM48 5V4H47ZM46 5V6H47ZM52 5V4H51ZM68 5V4H67ZM79 5V4H78ZM80 5H82L81 3H80ZM86 5V4H85ZM84 5V6H85ZM157 5V4H156ZM259 5H260V7H259ZM258 6H257V8H258V12H259V17H260V21H261V28H264V7H262L261 6V4H259ZM1 6V7H2ZM9 6V5H8ZM7 6V4H6V6L3 8L4 10H5V8H7L8 7ZM24 6V5H23ZM89 6V5H88ZM193 6V5H192ZM10 7V6H9ZM7 8L6 10H5V12H4V10H3V12H4V14L6 13V15H5V17H6V19L5 18H3V22L2 23H4V24H0V34H2L3 36H7L8 35V33H11L12 35H13V33H15L16 34V36H14V38H15V42H13V40H11V41H9L8 39H7V37H6V39L8 40L7 42H9V45L11 44V42H13V44L16 46V47H23L24 49H25V51L27 50L28 51V46H29V41H32V43L34 42V44H35V42H37L38 40H40V37H41V32H39V31H36V33L34 34V36H32L31 38H27V37H24L21 33V36L20 37H18V35L19 34H17V32H15L14 30H16V27H18L17 25L19 24L20 25V19L19 18H17L18 16H16V18L17 19H19V21L17 22V20L15 19V18H13V15H12V8L10 7V8ZM19 7V6H18ZM31 7H30V9H31ZM43 7V6H42ZM52 7H53V5H52ZM78 7V6H77ZM1 8V9H2ZM51 7H49V9H50ZM54 8V7H53ZM65 8V7H64ZM70 8V7H69ZM90 8H92V7H89V9ZM98 9L99 7L97 6H95V9ZM189 8V7H188ZM0 9V10H1ZM23 9V8H22ZM61 9V8H60ZM76 9V8H75ZM79 9V8H78ZM94 9V8H93ZM94 9V10H95ZM193 9V8H192ZM199 13L202 15V17H203V19L206 21L208 18H207V16H209L210 15V13H209V11H208V8H206V7H204L202 4L199 6ZM66 10V9H65ZM64 10V11H65ZM74 10V9H73ZM80 10H81V8H80ZM190 10H191V8H190ZM196 10V9H195ZM247 10V9H246ZM6 11H8V12H6ZM11 11V12H10ZM14 11V10H13ZM223 11V10H222ZM28 12V11H27ZM44 12V11H43ZM63 12V11H62ZM70 12V11H69ZM96 13H97V11H95ZM196 12V11H195ZM251 12V11H250ZM1 13H2V10H1ZM9 13V14H8ZM23 13V12H22ZM80 13V11L78 12V14ZM233 13V12H232ZM231 13V14H232ZM28 14H29V12H28ZM53 14V13H52ZM64 14H65V12H64ZM73 14V13H72ZM83 14V13H82ZM86 14H88V13H86ZM196 14V13H195ZM237 14V13H236ZM66 15V14H65ZM68 15V14H67ZM189 15V14H188ZM214 15V14H213ZM233 15V14H232ZM0 16H1V14H0ZM26 16H28V15H26ZM69 16V15H68ZM72 16V15H71ZM80 16V15H79ZM2 17V16H1ZM0 17V18H1ZM100 17V16H99ZM234 17V16H233ZM68 18V19H67ZM66 19H67V21L68 20H71L69 17H67ZM95 18V19H94ZM184 18H185V16H184ZM210 18V17H209ZM58 19V18H57ZM187 19V18H186ZM215 19V18H214ZM242 19V18H241ZM44 20V19H43ZM42 20V21H43ZM72 20H74V17L72 18ZM202 20V19H201ZM232 20H233V18H232ZM25 21V20H24ZM54 21H57V20H54ZM66 21V20H65ZM64 21V23H66ZM84 21V20H83ZM217 21V20H216ZM226 21V20H225ZM28 22V21H27ZM40 22V21H39ZM70 22V21H69ZM214 22V21H213ZM36 23H38V22H36ZM57 23V22H56ZM100 23V22H99ZM190 23H192V22H190ZM197 23H199V22H197ZM202 23H204V22H202ZM256 23V22H255ZM29 24V23H28ZM27 24V25H28ZM31 24V23H30ZM35 24V23H34ZM42 25H43V23H41ZM48 24V25H47ZM46 24V28L47 29H50L51 28V26H52V22L49 24V23H47ZM49 25H51L50 26V28H48L49 27ZM56 26H57V24H55ZM54 25V26H55ZM66 26L68 25V24H65ZM72 25H73V23H72ZM197 25V24H196ZM212 25H214V24H212ZM37 26H40V24L39 25H37ZM65 26V27H66ZM71 26V25H70ZM77 26V25H76ZM215 26V25H214ZM233 26H234V24H233ZM58 27H60V25L58 26ZM68 27V26H67ZM73 27V26H72ZM81 27V26H80ZM87 27H85V28H87ZM193 27V26H192ZM211 27V26H210ZM234 27H236V26H234ZM249 27V26H248ZM19 28V27H18ZM43 27L42 26H40V29H42ZM45 28V29H46ZM52 28H53V26H52ZM51 28V29H52ZM78 28V27H77ZM188 28V27H187ZM260 28V27H259ZM260 28V29H261ZM35 29H37V28H35ZM61 29H63L62 27H61ZM69 29V28H68ZM74 29H75V27H74ZM194 29V28H193ZM195 29H196V27H195ZM234 29V28H233ZM21 30V29H20ZM19 29H18V31H20ZM27 30V29H26ZM38 30V29H37ZM209 30V29H208ZM236 29H234V31H235ZM241 30V29H240ZM47 31V30H46ZM50 31H54V30H50ZM61 31V30H60ZM66 31H67V29H66ZM76 31V30H75ZM88 31H87V33H88ZM190 31V30H189ZM200 31V30H199ZM222 31V30H221ZM262 31V30H261ZM39 32V33H38ZM205 32V31H204ZM219 32V31H218ZM263 32V31H262ZM19 33V32H18ZM25 33V32H24ZM63 33V32H62ZM121 33V34H120ZM192 33V32H191ZM212 33V32H211ZM214 33V32H213ZM236 33V32H235ZM204 34V33H203ZM218 34V33H217ZM10 35V34H9ZM8 35V37H10ZM12 35H11V37H12ZM64 35V34H63ZM193 35H195L194 33H193ZM197 35V34H196ZM214 35V34H213ZM213 35H211V36H213ZM243 35H244V33H243ZM205 36H206V34H205ZM216 36V35H215ZM261 36V35H260ZM264 36V35H263ZM10 37V38H11ZM73 37V36H72ZM203 37H204V35H203ZM239 37V36H238ZM13 38V37H12ZM11 38V39H12ZM205 38V37H204ZM212 38V37H211ZM214 38V37H213ZM212 38V39H213ZM220 38V37H219ZM223 38H225L224 36H223ZM6 39L4 38V40L6 41ZM182 39H184V40H182ZM199 39V38H198ZM221 39V38H220ZM240 38H238V40H239ZM243 39V38H242ZM254 39V38H253ZM1 40V39H0ZM72 40V39H71ZM204 40V39H203ZM210 39H208V41H209ZM222 40L223 39H221V43H222ZM4 41V42H5ZM75 41V40H74ZM86 41V40H85ZM211 41V40H210ZM224 41V40H223ZM3 41H0V50H2L1 49V47H3V44H1V43H4ZM6 42V43H7ZM246 42V41H245ZM248 42V41H247ZM246 42V43H247ZM157 43H162L163 45H164V52H163V54H161V53H158L157 51H160V50H158V49H156V50H154L155 49V45L157 44ZM186 43V42H185ZM199 43V42H198ZM208 43V46H209V42H207ZM217 43H218V41H217ZM31 44V43H30ZM90 44H91V42H90ZM92 44V45H93ZM188 44V43H187ZM249 44V43H248ZM44 45V44H43ZM72 45V44H71ZM93 45V46H94ZM207 45V44H206ZM211 45H212V42H211ZM213 45H216L215 43L213 44ZM219 45H222V44H219ZM244 45V44H243ZM242 45V46H243ZM255 45V44H254ZM82 47H83V45H81ZM126 46H130V47H132L133 48V52H134V56H133V61L131 62L132 63V67H133V69H134V71H136L137 73L139 72H141V73H143L145 76V78H147V80H148V77L147 76H149V84L148 83H146V84H148L149 86L147 87V89H149V88H151L150 90H153V91H155V90H158L160 93H164V92H167L168 94H169V97H168V99L166 98H164L163 100H162V102H161V104H160V106L159 107H156V108H154L152 105H151V102H153L152 100L150 101V96H149V92L148 91H146L145 90V88L144 87H142V85H143V83L141 84V87L140 86H131L130 85V83L126 80V76L125 75H127V73H126V70L124 69V66H122L123 64H121V62H120V60L121 59H118L119 57H118V54H116L117 53V51H119V50H122V49H125L126 48ZM159 46V45H158ZM201 46V45H200ZM207 46V47H208ZM40 47H41V45H40ZM91 47V46H90ZM89 47V48H90ZM95 47V46H94ZM93 47V48H94ZM206 47V48H207ZM212 47H214V46H212ZM220 47V46H219ZM243 47H245V46H243ZM256 47H257V45H256ZM39 48V47H38ZM37 48V49H38ZM64 48V47H63ZM88 48V49H89ZM96 48V49H97ZM203 48H205V47H203ZM209 48V52H210V46L208 47ZM216 48V47H215ZM215 48H213V49H215ZM82 49V48H81ZM221 49V48H220ZM219 49V50H220ZM11 50V49H10ZM19 50V49H18ZM87 50V49H86ZM95 50V49H94ZM93 50V51H94ZM180 50V51H179ZM258 50V49H257ZM89 51V50H88ZM87 51V52H88ZM188 51V50H187ZM191 51H193V50H191ZM203 51V50H202ZM206 51V50H205ZM207 51H208V49H207ZM214 52H216L215 50H213ZM223 51V50H222ZM89 52H91V50L89 51ZM88 52V53H89ZM132 52V53H133ZM208 52V53H209ZM225 52V51H224ZM224 52H220L219 51V54L220 53H224ZM250 52V51H249ZM10 53H12V52H10ZM9 53V54H10ZM17 53V52H16ZM19 53V52H18ZM88 53H87V56H90V54L88 55ZM91 53H93V52H91ZM94 53H98V52H94ZM183 53H185V52H181V54H182V56H183ZM231 53V52H230ZM229 53V54H230ZM251 53H253V52H251ZM8 54V53H7ZM43 54H44V52H42V49H40L39 48V50L37 51V53L35 54V56L34 57H31V56H27L26 55V57L25 58H19V57H15V55H13V57L14 58H11V56L10 57H5V59H2L1 61H0V123L1 124H9V122L12 124V125H14V126H16V127H18V131L20 132V127H22V128H24V129H21L22 130V133L23 132H26L27 133V135L28 136H30V137H28L27 136V138L29 139H34L35 138V129L32 127V126H26V127H24V126H22L20 123H19V120L21 121V123L24 121V119H25V117L24 116H26V112L27 111H29V107H31V108H35V107H37V103L35 104V103H32L31 101L30 102H27L26 104L24 103V104H20V103H18V104H16L14 101H15V99H16V96L17 95H21V94H23L22 96H20V97H23L26 93H27V91L29 90V87L32 85V81L29 79V78H27V71H28V69H29V67H31V66H35L37 63H38V61H36L37 59L38 60H40L41 61V59H42V57H44L43 56ZM86 54V53H85ZM85 54H83V55H85ZM201 54L203 55L204 54V52L202 53L201 52ZM222 54H220V55H222ZM228 54V55H229ZM261 54V53H260ZM259 54V55H260ZM17 55V54H16ZM19 55H20V53H19ZM34 55V54H33ZM96 55V54H95ZM196 55V54H195ZM212 55V50H211V53H210V57H212L211 56ZM224 55V54H223ZM252 55V54H251ZM5 56H7V55H5ZM9 56V55H8ZM18 56V55H17ZM80 56V55H79ZM101 56V55H100ZM123 56V55H122ZM121 56V57H122ZM127 56V55H126ZM186 56V55H185ZM197 56V55H196ZM208 56V57H209ZM230 56V55H229ZM91 57V56H90ZM94 57V56H93ZM188 57H190V56H188ZM204 57V56H203ZM86 58V57H85ZM95 58H96V56H95ZM196 58V57H195ZM205 58V57H204ZM248 58V57H247ZM184 59V58H183ZM197 59V58H196ZM206 59V58H205ZM204 59V60H205ZM218 59V58H217ZM261 59V58H260ZM260 59H259V61H260ZM185 60V59H184ZM183 60V61H184ZM189 60V59H188ZM191 60V59H190ZM189 60V61H190ZM203 60V61H204ZM211 62H212V60L211 59H209ZM208 60V61H209ZM248 60V59H247ZM130 61V60H129ZM178 61V60H177ZM188 61V62H189ZM203 61H201V63H203ZM206 61V60H205ZM223 61V60H222ZM246 61V60H245ZM249 61V60H248ZM258 61V62H259ZM94 62V61H93ZM108 62V61H107ZM185 62H187V61H185ZM184 62V64H186ZM220 62V61H219ZM261 62V61H260ZM175 63V62H174ZM180 63V62H179ZM190 64L191 63H193V61L192 62H189ZM195 63H196V61H195ZM207 63V62H206ZM214 63V62H213ZM236 62H234V64H235ZM249 63V62H248ZM89 64V63H88ZM92 64V63H91ZM173 64V63H172ZM196 64H198V63H196ZM195 64V65H196ZM200 64V63H199ZM218 64H220V63H218ZM221 64H223V63H221ZM225 64V63H224ZM247 63H245V65H246ZM250 64V63H249ZM248 64V65H249ZM257 64H263V63H257ZM41 66V68H42V70H44V64L42 65V64H40ZM107 65H108V63H107ZM130 65V64H129ZM204 65V64H203ZM208 65H209V63H208ZM207 65V66H208ZM211 65H212V67L214 66L212 63H211ZM227 65V64H226ZM225 65V66H226ZM230 65H232V63L230 64ZM260 65V67L261 68H263L262 66ZM125 66H127V65H125ZM179 66H181V65H179ZM182 66H184L183 64H182ZM185 66H188V65H185ZM192 66V65H191ZM200 66V65H199ZM210 66V65H209ZM220 66V65H219ZM112 67V68H111ZM190 67V66H189ZM193 67H195V66H192L191 68H193ZM201 67H203V66H201ZM205 67V66H204ZM212 67H211V69H212ZM220 67H222V66H220ZM234 67V66H233ZM247 67V66H246ZM87 68H89V67H87ZM130 68V67H129ZM128 68V69H129ZM173 68V67H172ZM176 68V67H175ZM196 68V67H195ZM227 68H229V64H228V66H227ZM235 68V67H234ZM239 68H241V65H240V67ZM250 66H249V72H250ZM85 69H86V66H85ZM85 69H83V70H85ZM133 69L131 70V71H133ZM203 69V68H202ZM206 69V68H205ZM205 69H203V71L205 70ZM210 69V68H209ZM211 69H210V71H211ZM215 71H216V73H219V71H221V70H219V69H224V68H219V67H217V65L215 66ZM213 69V70H214ZM236 69V68H235ZM260 69V68H259ZM78 70H80V69H78ZM189 70V69H188ZM188 70H186V71H188ZM191 70V69H190ZM189 70V71H190ZM199 70H201V68H199ZM238 70V69H237ZM90 71V70H89ZM129 71V70H128ZM164 71V70H163ZM187 72V74L188 73H190V72ZM194 71V70H193ZM207 71V70H206ZM209 71V72H210ZM215 71H213V72H215ZM230 71V70H229ZM234 71V70H233ZM245 71H246V69H245ZM264 71V70H263ZM180 72V73H179ZM196 72V73H195ZM194 72V74H195V76H196V74H197V71H195ZM212 72V71H211ZM224 72V71H223ZM237 72V71H236ZM256 72V71H255ZM43 73V75L44 74H46V73H44V72H42ZM90 73V72H89ZM90 73V74H91ZM131 73V72H130ZM132 73H135V72H132ZM202 73H204V72H202ZM206 73V72H205ZM204 73V74H205ZM215 73V74H216ZM231 73H232V71H231ZM230 73V74H231ZM240 73V72H239ZM243 73V72H242ZM245 73V72H244ZM251 73V72H250ZM261 73H263L262 71H261ZM260 73V74H261ZM82 74V73H81ZM84 74V73H83ZM183 74H185V70H184V73ZM191 74H192V72H191ZM208 75L210 74V73H207ZM213 74V73H212ZM226 74V73H225ZM246 74H247V72H246ZM245 74V75H246ZM85 75H87V74H85ZM91 75V76H92ZM137 75H139V74H137ZM203 75V74H202ZM201 75V76H202ZM219 75H221V73L219 74ZM240 75V74H239ZM242 75V74H241ZM244 75V76H245ZM88 76V75H87ZM86 76V77H87ZM133 76V75H132ZM204 76V75H203ZM223 76V75H222ZM230 76V75H229ZM243 76V75H242ZM248 76V75H247ZM78 77H80V75L78 76ZM136 77H138V76H136ZM140 77V76H139ZM184 77V76H183ZM188 78H189V76H187ZM196 77H198V76H196ZM206 77H207V75H206ZM206 77H202L203 79H205ZM212 77V76H211ZM221 76H217V78H220ZM240 77V76H239ZM253 77V76H252ZM90 78V77H89ZM128 78V77H127ZM182 78V77H181ZM201 78V79H202ZM227 78V77H226ZM234 78V77H233ZM59 79V78H58ZM88 79V78H87ZM91 79V78H90ZM115 79V78H114ZM191 79V78H190ZM192 79H193V77H192ZM191 79V80H192ZM201 79H198V80H201ZM203 79H202V81H203ZM207 79V78H206ZM205 79V80H206ZM212 79V78H211ZM213 79H215L214 77H213ZM212 79V80H213ZM221 79H222V77H221ZM225 79V78H224ZM223 79V80H224ZM232 79V78H231ZM219 80V79H218ZM222 80V81H223ZM245 80H247V78H245ZM55 81V80H54ZM139 81V80H138ZM141 81V80H140ZM185 81V79L182 81V83ZM187 81V80H186ZM217 81V80H216ZM221 81V82H222ZM228 81V80H227ZM233 81V80H232ZM61 82V81H60ZM131 82V81H130ZM208 82V81H207ZM206 82V83H207ZM220 82V80L218 81V83ZM58 83V82H57ZM113 83V82H112ZM139 83V82H138ZM141 83V82H140ZM203 83V82H202ZM212 84H214L213 82H211ZM218 83L217 84H214L215 85V88H216V85L218 86ZM236 83V82H235ZM235 83H234V85H235ZM238 83V82H237ZM34 84V83H33ZM115 84V83H114ZM137 84V83H136ZM191 84H192V82H191ZM196 84V83H195ZM199 84H201V83H199ZM211 84V85H212ZM226 84V83H225ZM224 84V85H225ZM57 85H59V84H57ZM84 85V84H83ZM83 85H82V87H83ZM86 85V84H85ZM84 85V86H85ZM117 85V84H116ZM140 85V84H139ZM182 85V84H181ZM184 86H185V82H184V84H183ZM193 85V84H192ZM210 85V84H209ZM209 85L207 84V86L209 87ZM211 85H210V87H211ZM224 85H222V86H220V87H218V88H221V87H223ZM227 85H229V84H227ZM237 85H240L239 83L237 84ZM200 86V85H199ZM201 86H204V85H201ZM200 86V87H201ZM241 86V85H240ZM75 87V86H74ZM117 87V86H116ZM183 87V86H182ZM196 87V86H195ZM195 87H193V88H195ZM209 87V88H210ZM214 87V86H213ZM226 87V86H225ZM235 87V86H234ZM249 87H251V86H249ZM255 86H253V88H254ZM31 88V87H30ZM57 88V87H56ZM181 88V87H180ZM188 88V87H187ZM185 89V90H188V89ZM197 88V87H196ZM199 88V87H198ZM202 88V87H201ZM205 88V87H204ZM204 88H202V89H204ZM224 88V87H223ZM227 88V87H226ZM230 88V87H229ZM252 87H251V90L253 89ZM222 89V88H221ZM220 89V90H221ZM102 90V91H101ZM105 90V91H104ZM110 90V89H109ZM182 91L184 90V88H182L181 89ZM206 90H207V88H206ZM210 90V89H209ZM209 90H208V92H209ZM215 90V89H214ZM213 90V91H214ZM243 90V89H242ZM81 91H82V89H81ZM192 92V90H189V92ZM203 90H201V92H202ZM205 91V90H204ZM212 91V92H213ZM216 91V90H215ZM217 91H218V89H217ZM216 91V93L215 94H217L218 92L219 93H221L222 92V90H221V92L220 91H218L217 92ZM245 91V90H244ZM247 91H248V89H247ZM253 91V90H252ZM252 91H251V93H252ZM101 92H102V94H101ZM181 92V91H180ZM188 92V93H189ZM195 92V91H194ZM193 92V93H194ZM200 92V91H199ZM199 92H195V95L197 94V93H199ZM207 92V91H206ZM207 92V93H208ZM85 93H83V94H85ZM185 93V92H184ZM183 93V94H184ZM187 93V92H186ZM203 93V92H202ZM201 93V94H202ZM133 94V93H132ZM134 94V95H135ZM206 94V93H205ZM93 95V96H94ZM190 94H187V96H189ZM204 95V94H203ZM209 95H210V93H209ZM208 95V96H209ZM222 95V94H221ZM62 96V95H61ZM131 96V95H130ZM191 96V95H190ZM190 96H189V98H190ZM199 96V95H198ZM202 96V95H201ZM206 97L207 98V100H209L208 98L209 97H211V96H209V97ZM215 96H217L218 97V95H215ZM237 96H238V94H237ZM240 96V95H239ZM250 96H252V95H250ZM249 96V97H250ZM26 97H27V94H26ZM92 97V96H91ZM91 97H90V99H91ZM112 97V96H111ZM125 97H128V96H125ZM132 97H133V95H132ZM153 97V96H152ZM181 97H183L182 95H181ZM204 96H202V98H203ZM128 98H130V97H128ZM128 98H127V100H128ZM199 98V97H198ZM220 98V97H219ZM25 99V98H24ZM23 99V100H24ZM73 99V98H72ZM83 99H84V97H83ZM87 99V98H86ZM153 99V98H152ZM158 99H159V97H158ZM179 99V98H178ZM180 99H182V98H180ZM188 99V98H187ZM204 99V98H203ZM212 99V98H211ZM220 99H224V98H220ZM74 100V99H73ZM89 100V99H88ZM94 100H96V99H94ZM184 100H186V99H184ZM190 100H192L191 98H190ZM190 100H188V101H190ZM200 100V99H199ZM199 100H197V102L196 103H198V101ZM214 100V99H213ZM216 100V99H215ZM236 100V99H235ZM25 101V100H24ZM27 101V100H26ZM75 101V100H74ZM175 101V100H174ZM183 101V100H182ZM187 101V102H188ZM196 100H194L193 102H195ZM203 101V100H202ZM201 101V102H202ZM205 101V100H204ZM218 101V100H217ZM221 101V100H220ZM3 102L4 103H6V105L7 106H4L3 105ZM38 102V101H37ZM71 102L73 103V101L71 100ZM86 102V104H87V101H85ZM89 102H90V100H89ZM89 102H88V104H89ZM98 102V103H99ZM181 102V101H180ZM186 102V103H187ZM191 102V101H190ZM224 102H226V101H224ZM258 102V101H257ZM263 102V101H262ZM22 103V102H21ZM45 103V102H44ZM80 103V102H79ZM94 103V102H93ZM126 103V102H125ZM175 103V102H174ZM192 103V102H191ZM227 103V102H226ZM232 103H234V102H232ZM8 104H10L11 106L10 107H8ZM69 104H71V103H69ZM85 104V103H84ZM84 104H83V106H84ZM88 104H87V107H88ZM182 104V103H181ZM235 104V103H234ZM234 104H231L232 105V107L234 106L235 107V105ZM55 105V104H54ZM58 105V104H57ZM57 105H55V106H57ZM92 105V104H91ZM105 105H107V104H105ZM121 105V104H120ZM176 103L174 104V107L176 108ZM186 105V104H185ZM194 105H195V103H194ZM200 105V104H199ZM206 105V104H205ZM204 105V106H205ZM219 105V104H218ZM223 105H224V103H223ZM230 104L229 103H227V105L225 106V109H226V111L227 110H231L230 109V106H229ZM252 105V104H251ZM250 105V106H251ZM255 105V107H256V104H254ZM124 106V105H123ZM126 106V105H125ZM156 106V105H155ZM188 106V105H187ZM197 106H198V104H197ZM196 106V107H197ZM207 106V105H206ZM237 106H239V105H237ZM241 106V105H240ZM59 107V106H58ZM70 107V106H69ZM78 107H81V106H78ZM86 107V110H90V109H88ZM92 107V106H91ZM93 107L95 108V106L93 105ZM98 107V106H97ZM195 107V106H194ZM194 107L193 108H191V109H194ZM202 108H204L203 106H201ZM231 107V108H232ZM242 107H244V105L242 106ZM252 107V106H251ZM82 108V107H81ZM140 108V110L142 109H144V111H142V113L141 114H143V116L141 115V114H139V112H138V109ZM208 108V106L206 107V109ZM239 108H241V107H238V109ZM85 109V108H84ZM92 109V108H91ZM126 109L124 110L123 109V111H126ZM180 108H178V110H179ZM184 109H185V107H184ZM191 109H189V110H191ZM216 109H218V108H215V110ZM244 109V108H243ZM246 109V108H245ZM58 110H60V109H58ZM67 111H69V109H66ZM94 110V109H93ZM139 110V111H140ZM172 110V109H171ZM186 110H188V108H186ZM236 110H237V108H236ZM235 110V111H236ZM247 110V109H246ZM32 111V110H31ZM66 111V112H67ZM91 111V110H90ZM104 111V110H103ZM167 111H169V112H167ZM184 111V110H183ZM194 111H196V110H194ZM193 111V112H194ZM200 111V110H199ZM199 111H198V113H199ZM202 111V110H201ZM217 111V110H216ZM221 111V110H220ZM233 111V110H232ZM232 111H230V112H232ZM253 111V113L255 112L254 110H252ZM251 111V112H252ZM82 112V111H81ZM122 112V111H121ZM171 112H173L174 113V110L173 111H171ZM185 112V111H184ZM189 112H191V111H189ZM193 112H191L192 114H193ZM218 112H219V109H218ZM222 112V111H221ZM248 112V111H247ZM68 113V112H67ZM177 113H178V111H177ZM201 113H204L203 111L201 112ZM200 113V114H201ZM213 113H214V111H213ZM233 113V112H232ZM235 113V112H234ZM256 113V112H255ZM259 113L260 112H258V116H260L259 115ZM69 114V113H68ZM82 114V113H81ZM88 114V113H87ZM163 114V117H164V119L162 118L161 119V117H160V115H162ZM197 114V113H196ZM196 114H194V115H196ZM35 115V114H34ZM73 115V114H72ZM72 115H71V117H72ZM92 115H93V113H92ZM172 115V116H171ZM193 115V119H194V116ZM203 115V114H202ZM205 115V114H204ZM203 115V116H204ZM231 115V114H230ZM254 115H256V114H254ZM85 116H86V114H85ZM110 116V115H109ZM120 116H122V115H120ZM128 116H126V117H128ZM180 116V115H179ZM185 116H186V114H185ZM188 116V115H187ZM190 116V115H189ZM199 116V115H198ZM206 116V115H205ZM232 116V115H231ZM236 116V115H235ZM243 116V115H242ZM249 116V115H248ZM257 116V117H258ZM263 116V115H262ZM88 117H89V115H88ZM88 117H87V120H88ZM93 117V116H92ZM174 117H175V119H176V116L174 115ZM200 117V116H199ZM219 117V119H220V121H223V122H227V123H225V125L226 124H228L229 123V121H230V119L228 118V115L226 114V112H225V114H224V111H223V114L222 113H218L217 114V118ZM253 117V116H252ZM257 117H256V119H257ZM264 117V116H263ZM24 118V119H23ZM33 118V117H32ZM53 118V117H52ZM66 118V117H65ZM80 118V117H79ZM98 118H101V117H99L98 116ZM124 118V117H123ZM178 118V117H177ZM196 118V117H195ZM198 118V117H197ZM228 118V119H227ZM234 118V115H233V117H232V119ZM242 118V117H241ZM247 118V121H248V117H246ZM23 119V120H22ZM27 119V118H26ZM30 119V118H29ZM51 119V118H50ZM54 119V118H53ZM92 119V118H91ZM90 119V120H91ZM102 119V118H101ZM125 119H127V118H125ZM129 119V118H128ZM192 119V120H193ZM216 119V118H215ZM239 119H240V116H239ZM243 119V118H242ZM250 120H252L251 118H249ZM255 119V118H254ZM254 119H253V123H256L257 121H256V119H255V121H254ZM261 120V118H259L258 117V120ZM68 120V119H67ZM71 120V119H70ZM74 120V119H73ZM85 120V119H84ZM94 120H96V121H99V120H97V119H94ZM105 120V119H104ZM245 120V119H244ZM30 121V120H29ZM32 121V120H31ZM35 121V120H34ZM57 121V120H56ZM77 121V120H76ZM75 121V122H76ZM93 121V120H92ZM122 121H123V119H122ZM126 121V120H125ZM128 121H130V120H128ZM168 121V120H167ZM171 120H169V122H170ZM176 121V120H175ZM183 121V120H182ZM194 121V120H193ZM217 122H218V120H216ZM240 121H243V120H240ZM239 121V122H240ZM247 121H246V123H247ZM63 122H64V120H63ZM73 122V121H72ZM79 122V121H78ZM86 122V121H85ZM88 122V121H87ZM91 122V121H90ZM90 122H89V125H90ZM104 122V121H103ZM120 122V121H119ZM132 122V121H131ZM166 122V121H165ZM173 122V121H172ZM180 122V121H179ZM199 122V121H198ZM212 122V121H211ZM222 122V125L224 124ZM235 122H238V121H235ZM259 122V121H258ZM67 123V122H66ZM81 123V122H80ZM96 123V122H95ZM94 123V124H95ZM213 123V122H212ZM250 123V122H249ZM24 124H26V122H24ZM32 124H33V122H32ZM44 124V123H43ZM54 124V123H53ZM68 124H69V121H68ZM88 124V123H87ZM92 124V123H91ZM99 124H101V123H99ZM99 124H97V125H99ZM111 124V123H110ZM125 124V123H124ZM167 124V123H166ZM178 124V123H177ZM186 124V123H185ZM188 124V123H187ZM187 124H186V126H187ZM203 124V123H202ZM233 124H235V123H233ZM232 124V126H233V130H236V131H231V132H237L238 130L237 129H234V128H236V127H234V125ZM245 124V123H244ZM34 125V124H33ZM37 125V124H36ZM81 125V124H80ZM104 125V124H103ZM126 125V124H125ZM179 125V124H178ZM177 125V126H178ZM191 125H193V123L191 124ZM199 125V124H198ZM229 125H230V123H229ZM228 125V126H229ZM236 125V124H235ZM241 125H242V123H241ZM241 125H238V126H241ZM247 125V124H246ZM250 125V124H249ZM251 125H252V123H251ZM3 126V125H2ZM1 126V127H2ZM61 126H63V125H61ZM92 126V125H91ZM160 126H161V124H160ZM181 126V125H180ZM184 126V128H186L185 127V125H183ZM183 126H181L182 128H183ZM248 126V125H247ZM4 127H5V125H4ZM10 127V126H9ZM83 127V126H82ZM89 127V126H88ZM180 127V128H181ZM193 127H195L194 125H193ZM220 127V126H219ZM222 127V126H221ZM226 127V126H225ZM245 127V126H244ZM249 127H251V126H249ZM253 127V126H252ZM40 127H38L37 129H39ZM65 128V127H64ZM80 128V127H79ZM93 128V127H92ZM107 128V127H106ZM152 128V127H151ZM174 128V127H173ZM192 128V127H191ZM191 128H189V129H191ZM197 128H198V126H197ZM196 128V129H197ZM211 128V127H210ZM209 128V129H210ZM230 127H228L227 129H229ZM239 128V127H238ZM246 128V127H245ZM254 129L256 128V127H253ZM8 129V128H7ZM90 129V128H89ZM137 129H136V131H137ZM179 129V128H178ZM178 129H177V137H178V135L180 134V132L178 133ZM193 129V128H192ZM199 129H201V128H199ZM226 129V128H225ZM257 130H264V124H262L261 123V121H260V125H258V127L256 128ZM24 130V131H23ZM41 130V129H40ZM63 130V129H62ZM68 130V129H67ZM70 130V129H69ZM84 130V129H83ZM134 130V129H133ZM159 130V129H158ZM165 130V129H164ZM176 130V129H175ZM181 130H183V129H181ZM188 130V129H187ZM198 130V129H197ZM196 130V131H197ZM219 130V129H218ZM240 130H242V127H241V129ZM243 130H245L244 128H243ZM242 130V131H243ZM252 130V129H251ZM1 131V130H0ZM2 131H5V130H2ZM59 131H60V129H59ZM65 131V130H64ZM63 131V133H66V132H64ZM71 131H73V130H71ZM77 131H79V130H77ZM80 131H82V130H80ZM96 131V130H95ZM144 131V130H143ZM149 131V130H148ZM155 131V130H154ZM153 131V132H154ZM196 131H195V136H196ZM202 131V130H201ZM200 131V133L202 134V133H204V132H201ZM210 131V130H209ZM221 131V130H220ZM241 131V132H242ZM248 131L251 133V131H250V129H248ZM247 131V133H249ZM255 131V130H254ZM44 132V131H43ZM47 132V131H46ZM84 132V131H83ZM135 132V131H134ZM139 132V131H138ZM150 132V131H149ZM152 132V133H153ZM191 132V130L189 131V133ZM239 132V131H238ZM246 132V131H245ZM245 132H243V133H245ZM3 133V132H2ZM6 133H8L7 131H6ZM10 133V132H9ZM21 133V132H20ZM22 133L21 134H19V135H17V134H14V135H12V137L13 138H11L10 140H8L7 142L6 141H4V142H1L2 140H0V148H1V150L2 149H4V151L7 153V154H4L5 155V157H7V159H9V160H7L6 162L7 163H4L5 164V167L3 168V171H2V177H0V178H2L3 180V182L2 183H4L2 186H1V188H2V190H3V193H7L6 195H8V198H5V199H8V208H12L13 209V211H11V213L13 212H15V211H17V206H15V199H16V194L14 193V181L15 180H18V179H21V181H22V178L24 177L25 179H26V181H28L29 183H28V185L29 184H32L33 183V181L35 180V181H37L36 183H38L39 182V180L36 178L37 176H36V174L37 173H39L38 175L41 177L40 179H41V181H43L44 183L46 182V184L47 183H49L50 185H52L51 187H54V188H58L57 186H55L56 184H55V181L57 180H53V178H52V176L50 175V171L51 172H53L52 170L54 169V170H56L55 168V163H54V160L53 161H51V162H47L46 161V159H45V162H43V160H41V159H43L44 157H43V155L41 154V152H43L44 151V149H43V146L41 147L40 146V144H39V141L38 140H34L35 141V143H36V146L34 147V145L35 144H32V142H28V140H26V138L25 139H22L21 137H22ZM26 133L24 134V135H26ZM50 133V132H49ZM48 133V134H49ZM63 133H61L62 135H63ZM73 133H74V131H73ZM77 133H80V132H76V134ZM88 133H89V131H88ZM95 133V132H94ZM173 133V132H172ZM188 133V134H189ZM193 133H194V131H193ZM229 133V132H228ZM242 133V134H243ZM246 133V134H247ZM253 134H255V132H252ZM258 133V132H257ZM256 133V134H257ZM40 134H42V133H40L39 132V135ZM44 134H45V132H44ZM59 134V133H58ZM87 134V133H86ZM104 134V133H103ZM141 134V133H140ZM171 134V133H170ZM175 134H176V131H175ZM200 134V135H201ZM216 134V133H215ZM234 134V133H233ZM237 134V133H236ZM253 134H251V135H253ZM260 134V133H259ZM6 135V134H5ZM4 135V136H5ZM23 135V136H24ZM73 135V134H72ZM89 135V134H88ZM136 135V134H135ZM141 135H144V133L143 134H141ZM140 135V136H141ZM146 135V134H145ZM152 135V134H151ZM150 135V136H151ZM155 135V134H154ZM184 135V134H183ZM185 135H187V133L185 134ZM199 135V134H198ZM197 135V136H198ZM204 135H206V134H204ZM203 134H202V136H204ZM219 135V134H218ZM239 135V134H238ZM258 135V134H257ZM37 136V135H36ZM41 136V135H40ZM40 136H38V137H40ZM47 136H49V135H47ZM56 136V135H55ZM63 136H65V135H63ZM62 136V137H63ZM109 136V135H108ZM121 136H123V135H121ZM131 136V135H130ZM140 136L138 135V136H136L137 138H140ZM158 136H160V135H158ZM173 136L175 137V135L173 134ZM190 136H192V135H190ZM189 136V137H190ZM196 136V137H197ZM235 136V135H234ZM234 136H232L231 135V140L234 138ZM242 136V135H241ZM241 136H237V137H241ZM249 136V135H248ZM255 136V135H254ZM254 136H252V137H254ZM26 137V136H25ZM44 137H46V136H44ZM85 137V136H84ZM92 137V136H91ZM136 137H134V138H136ZM161 137V136H160ZM179 137H181V136H179ZM196 137H195V139H196ZM201 137V136H200ZM216 137H218V136H216ZM233 137V138H232ZM236 137V138H237ZM244 137V136H243ZM7 138V137H6ZM5 138V139H6ZM10 138V137H9ZM37 138V137H36ZM43 138V137H42ZM58 138V137H57ZM56 138V139H57ZM64 138H66V137H64ZM71 138H72V136H71ZM70 138V139H71ZM133 138V139H134ZM136 138V139H137ZM143 138H145L144 136H143ZM142 138V140H144ZM147 138V137H146ZM145 138V139H146ZM194 138V137H193ZM192 138V139H193ZM213 138V137H212ZM247 138V137H246ZM251 138V137H250ZM264 138V137H263ZM29 139V140H30ZM59 139V138H58ZM57 139V140H58ZM62 139V138H61ZM128 139V138H127ZM141 139V138H140ZM172 139V138H171ZM175 139V138H174ZM179 139V138H178ZM187 138H185V140H186ZM190 139H191V137H190ZM189 139V140H190ZM191 139V140H192ZM208 139V138H207ZM219 138H217L216 139V141L218 140ZM238 139V142H239V140L241 139H239V138H237ZM47 140V139H46ZM49 140H50V138H49ZM54 140H55V138H54ZM71 140H73V138L71 139ZM85 140V139H84ZM149 140V139H148ZM154 140H155V138H154ZM158 140V139H157ZM160 140V139H159ZM162 140V139H161ZM175 140H177V139H175ZM181 140V139H180ZM179 140V141H180ZM184 140V139H183ZM188 140V141H189ZM194 140V139H193ZM197 140H199L198 139V137H197ZM196 140V141H197ZM203 139H201L200 138V141H202ZM252 140V139H251ZM36 141H38V142H36ZM44 141H45V139H44ZM61 141H63V139L61 140ZM74 141V140H73ZM103 141V140H102ZM125 141V140H124ZM128 141V140H127ZM139 141V140H138ZM138 141H137V143H138ZM169 141V140H168ZM178 141V140H177ZM187 140H186V142H188ZM195 141V142H196ZM206 141V140H205ZM204 140H203V142H205ZM210 141V140H209ZM214 141H215V139H214ZM233 141H236V140H233ZM247 141V140H246ZM21 143V146H22V150H17L16 149V144L17 143ZM59 142V141H58ZM64 142V141H63ZM82 142V141H81ZM143 142V141H142ZM145 142H148V141H145ZM150 142V141H149ZM152 142H153V140H152ZM163 142V141H162ZM173 142V141H172ZM175 142V141H174ZM182 142H184V141H182ZM195 142H194V145H196L195 144ZM223 142V141H222ZM221 142V143H222ZM251 142V141H250ZM253 142H255V141H253ZM253 142H252V144H253ZM34 143V142H33ZM47 143V142H46ZM51 143V142H50ZM69 143H71V142H69L68 141V144ZM80 143V142H79ZM95 143V142H94ZM102 143V142H101ZM109 143H110V141H109ZM112 143V142H111ZM130 143H132V141H130ZM140 143V142H139ZM185 143V142H184ZM202 143V142H201ZM215 143V142H214ZM218 144L220 143V142H217ZM262 143V142H261ZM60 144V143H59ZM73 144V143H72ZM107 144V143H106ZM123 144V143H122ZM150 144V146L152 145L153 146V144H151V143H149ZM148 144V145H149ZM168 144H170V145H172V143H168ZM209 144V143H208ZM212 144V143H211ZM256 144V143H255ZM263 144H264V142H263ZM69 145H71V144H69ZM77 145V144H76ZM83 145V144H82ZM100 145V144H99ZM118 145V144H117ZM145 145V144H144ZM143 144L142 145H140V146H144ZM174 145V144H173ZM185 145V144H184ZM184 145H182V146H184ZM189 145H190V143H189ZM198 145H200V144H197V146ZM220 145V144H219ZM234 144H232L231 145V147L233 146ZM248 145V144H247ZM246 145V146H247ZM257 145V144H256ZM19 146H20V144H19ZM20 146V147H21ZM57 146V145H56ZM72 146V145H71ZM88 146V145H87ZM106 146V145H105ZM107 146H108V144H107ZM139 146V147H140ZM147 146V145H146ZM155 146V145H154ZM154 146H153V148H154ZM156 146H157V144H156ZM186 146V145H185ZM187 146H188V144H187ZM193 146V144H191V147ZM201 146H203L202 144H201ZM200 146V147H201ZM259 146V145H258ZM257 146V147H258ZM43 149L42 151L39 149ZM66 147V146H65ZM75 147V146H74ZM82 147V146H81ZM103 147V146H102ZM119 147V146H118ZM158 147V146H157ZM166 147H168V145L166 146ZM175 147V146H174ZM173 147V148H174ZM219 147V146H218ZM223 147V146H222ZM254 147V146H253ZM261 147V146H260ZM259 147V148H260ZM83 148V147H82ZM151 149H152V147H150ZM159 148V147H158ZM158 148H156V150H158ZM184 148V147H183ZM186 148V147H185ZM188 148H190V146H188ZM195 148L196 147H194V150H195ZM203 148V147H202ZM201 148V149H202ZM213 148H214V146H213ZM217 148V147H216ZM215 148V149H216ZM226 148V147H225ZM230 148V147H229ZM244 148V147H243ZM256 148V147H255ZM19 149V148H18ZM46 149V148H45ZM67 149V148H66ZM72 149V148H71ZM79 149H80V146H79ZM85 149V148H84ZM122 149H124V148H122ZM155 149V148H154ZM160 149L161 148H159V151H160ZM162 149H164V148H162ZM177 148H175L174 150H176ZM191 149V148H190ZM199 149V148H198ZM205 149V148H204ZM203 149V150H204ZM208 149H209V147H208ZM245 150H246V147L244 148ZM261 149V148H260ZM15 150H17V151H22V153L21 154H23L24 155V159L22 160V162L21 163H19V165H13L12 163V161H14L15 159H14V155H15ZM39 150L41 151L40 153H39ZM47 150V149H46ZM53 150V149H52ZM73 150V149H72ZM76 150H77V148H76ZM140 150V149H139ZM147 150V149H146ZM153 150V149H152ZM152 150H150V152L152 151ZM186 150V149H185ZM206 150H207V147H206ZM210 150H212V149H210ZM209 150V151H210ZM218 150V149H217ZM48 151V150H47ZM66 151V150H65ZM81 151V150H80ZM118 151V150H117ZM144 151V150H143ZM149 151V150H148ZM178 151V150H177ZM182 151V150H181ZM184 151V150H183ZM189 151V150H188ZM199 151H201V150H199ZM205 151V150H204ZM235 151V150H234ZM238 151V150H237ZM250 151V150H249ZM252 151V150H251ZM259 151V150H258ZM261 151V150H260ZM55 152V151H54ZM60 152V151H59ZM69 152H71V151H69ZM72 152H74V151H72ZM71 152V155H69V156H66V157H68L69 158V160H68V163H67V165L68 166H70V165H72V168H73V163L75 164L76 163V161H77V159H79L78 157V155H77V153L75 154H73ZM78 152V151H77ZM89 152H91V151H89ZM170 152V151H169ZM187 152V151H186ZM190 152V151H189ZM207 152V151H206ZM221 152V151H220ZM228 153H230L229 151H227ZM227 152H226V155H227ZM246 152V151H245ZM248 152V151H247ZM256 152V151H255ZM255 152H253V153H255ZM3 153V152H2ZM1 153V154H2ZM46 152H44V154H45ZM66 153V152H65ZM102 153V152H101ZM143 153V152H142ZM173 153V152H172ZM191 153V152H190ZM193 153V152H192ZM191 153V154H192ZM195 153H197V150H196V152ZM249 153V152H248ZM38 154H41V156H42V158H38V157H40V155H38ZM61 154V153H60ZM123 154V153H122ZM125 154V153H124ZM124 154H123V156H124ZM127 154V153H126ZM129 154V153H128ZM132 154V153H131ZM137 154V153H136ZM151 155L149 156V160H151L150 162H152L153 164H154V166H155V162H157V160L159 159V155H157V151H156V153L155 152H153V153H150ZM170 154V153H169ZM251 154V153H250ZM257 154V153H256ZM259 154V153H258ZM262 155H263V153H261ZM17 155V154H16ZM15 155V156H16ZM19 155V154H18ZM25 155H26V157H25ZM45 155H47V154H45ZM87 155V154H86ZM89 155V154H88ZM96 155V154H95ZM115 155V154H114ZM119 155H120V153H119ZM168 155V154H167ZM175 154H173V156H174ZM177 155V154H176ZM183 155V154H182ZM203 155V154H202ZM244 155V154H243ZM143 156V155H142ZM144 156H146V155H144ZM186 156V155H185ZM187 156H188V154H187ZM193 156V155H192ZM195 156H197V155H195ZM206 156H207V154H206ZM214 156V155H213ZM228 156H230L229 154H228ZM233 156V155H232ZM239 156V155H238ZM247 156V155H246ZM19 157V156H18ZM52 157V156H51ZM60 157V156H59ZM63 157V156H62ZM65 157V156H64ZM65 157V158H66ZM81 157V156H80ZM92 156H90L89 158H91ZM107 157H108V155H107ZM116 157V156H115ZM133 157V159H134V156H132ZM146 157H148V156H146ZM178 157V156H177ZM190 157V156H189ZM198 157V156H197ZM205 157V156H204ZM240 157V156H239ZM245 157V156H244ZM253 157H254V154H253ZM264 157V156H263ZM100 158V157H99ZM119 158H121V157H119ZM174 158V157H173ZM181 158H183V157H181ZM214 158V157H213ZM250 158V157H249ZM258 158V157H257ZM262 158V157H261ZM5 159V158H4ZM18 159V158H17ZM106 158H104V160H105ZM162 159V158H161ZM185 159H187V158H185ZM184 159V162L186 163V160ZM190 159V158H189ZM198 159V158H197ZM201 159V158H200ZM236 159V158H235ZM238 159V158H237ZM254 159V158H253ZM1 160V159H0ZM40 160V161H39ZM56 160V159H55ZM67 160V159H66ZM65 159L63 160L64 161V163H65V161H66ZM82 160V159H81ZM84 160H86V159H84ZM128 160V159H127ZM148 160V159H147ZM172 160H174V159H172ZM175 160H176V158H175ZM174 160V161H175ZM182 160V159H181ZM193 160V159H192ZM203 160H204V158H203ZM209 160V159H208ZM207 160V161H208ZM255 160V159H254ZM260 160V159H259ZM2 161V160H1ZM57 161V160H56ZM55 161V162H56ZM58 161H60V160H58ZM102 161V160H101ZM107 161V160H106ZM134 161V160H133ZM136 161V160H135ZM173 161V162H174ZM189 161H191V159L189 160ZM188 161V162H189ZM238 161V160H237ZM247 161V160H246ZM250 161V160H249ZM252 161V160H251ZM258 161V160H257ZM78 162V161H77ZM108 162V161H107ZM106 162V163H107ZM113 162H114V160H113ZM126 162V161H125ZM130 162H131V160H130ZM147 162V161H146ZM166 162V161H165ZM172 162V161H171ZM181 162V161H180ZM193 162V161H192ZM191 162V163H192ZM194 162H196V161H194ZM194 162H193V165H195L194 164ZM129 163V162H128ZM144 163V162H143ZM190 163V162H189ZM203 162H201V164H202ZM207 163V162H206ZM229 163V162H228ZM244 163V162H243ZM253 163V162H252ZM16 164H17V162H16ZM20 164L22 165V167L20 166ZM33 164L34 165H36V167H37V170L35 171V173L33 172L32 174L33 175H29V176H24V174H26V172H27V168H28V170L29 169H31L32 167H33ZM58 164V162L56 163V165ZM60 164V163H59ZM78 164V163H77ZM80 164V163H79ZM105 164V163H104ZM134 164V163H133ZM147 164H148V162H147ZM151 164V163H150ZM177 164V163H176ZM179 164V163H178ZM178 164H177V166H178ZM182 164H184L183 163V161H182ZM188 163H186V165H187ZM245 164V163H244ZM257 164V163H256ZM76 165V164H75ZM83 165V164H82ZM108 165V164H107ZM112 165V164H111ZM157 165H158V163H157ZM185 165V164H184ZM198 165V164H197ZM197 165H195V166H197ZM206 165V164H205ZM58 166V165H57ZM63 166V165H62ZM78 166V165H77ZM139 166V165H138ZM153 166V165H152ZM152 166H148V167H151V168H149V170L150 169H152ZM161 166V165H160ZM174 166H175V164H174ZM187 166H189V164L187 165ZM192 166V165H191ZM200 166V165H199ZM202 166V165H201ZM204 166V165H203ZM208 166V165H207ZM255 166H257V165H255ZM260 166V165H259ZM2 167V166H1ZM26 167V168H25ZM71 167V166H70ZM89 167V166H88ZM108 167V166H107ZM107 167H106V169H107ZM112 167V166H111ZM117 167V166H116ZM147 167V168H148ZM173 167V166H172ZM193 167V166H192ZM192 167H191V169H192ZM248 167H250V164L248 165L247 163L244 165V169H245V173L247 172V170H248ZM263 167V166H262ZM34 168V167H33ZM58 168H59V166H58ZM65 168V167H64ZM68 168V167H67ZM67 168H65V170L67 169ZM76 168V167H75ZM78 168V167H77ZM86 168V167H85ZM132 168V167H131ZM144 168V167H143ZM157 168H158V166H157ZM156 168V170H158ZM160 168V167H159ZM166 168V167H165ZM169 168V167H168ZM175 168H177V167H175ZM199 168V167H198ZM201 168V167H200ZM222 168H224V167H222ZM63 169V168H62ZM71 169V168H70ZM87 169V168H86ZM100 169V168H99ZM104 169V168H103ZM161 169H162V167H161ZM160 169V170H161ZM167 169V168H166ZM172 169V168H171ZM179 169V168H178ZM190 168H188V170H189ZM195 169H196V167H195ZM226 169V168H225ZM233 169V168H232ZM241 169V168H240ZM60 170V169H59ZM59 170L56 172V173H58L59 172ZM73 170V169H72ZM71 170V171H72ZM82 170V169H81ZM110 170V169H109ZM113 170V169H112ZM115 170V169H114ZM118 170V169H117ZM155 170V169H154ZM168 171H169V169H167ZM177 170V169H176ZM183 170V169H182ZM185 170V169H184ZM184 170H183V172H184ZM186 171V172H190V171ZM199 170H201V169H199ZM199 170H197V171H199ZM222 170V169H221ZM250 170V169H249ZM256 170V169H255ZM30 171V170H29ZM105 171V170H104ZM145 171V170H144ZM193 171V170H192ZM196 171V170H195ZM197 171H196V173H197ZM31 172V171H30ZM37 172V173H36ZM61 172V171H60ZM75 172V171H74ZM109 172V171H108ZM141 172V171H140ZM150 172H151V170H150ZM155 172V171H154ZM158 172V171H157ZM166 172V171H165ZM182 171L180 170V173H181ZM186 172H184V173H181L182 175L183 174H185ZM227 172V171H226ZM226 172H225V174H226ZM232 172V171H231ZM230 172V173H231ZM250 172V171H249ZM55 173V172H54ZM99 173H100V171H99ZM107 173V172H106ZM110 173H111V171H110ZM114 173H115V171H114ZM123 173V172H122ZM128 173V172H127ZM131 173V172H130ZM136 173V172H135ZM156 173V172H155ZM163 173V172H162ZM178 173H179V171H178ZM202 173V172H201ZM209 173V172H208ZM224 173V172H223ZM235 173V172H234ZM238 173V172H237ZM102 174H103V172H102ZM116 174V176H118V174L117 173H115ZM119 174H120V172H119ZM141 174V173H140ZM149 174H151V173H149ZM171 174V173H170ZM186 174H189V173H186ZM200 174V173H199ZM204 174V173H203ZM210 174V173H209ZM21 175L23 176V177H21ZM58 175V174H57ZM109 175V174H108ZM138 175V174H137ZM193 175V174H192ZM196 175V174H195ZM205 175V174H204ZM234 175V174H233ZM240 175V174H239ZM246 175V174H245ZM260 175V174H259ZM1 176V175H0ZM59 178L60 177H62L61 175H60V173H59ZM106 177H107V175H105ZM104 176V177H105ZM111 176V175H110ZM114 176V175H113ZM145 176V175H144ZM159 176V175H158ZM185 176H187V175H185ZM231 176H232V174H231ZM253 176V175H252ZM67 177V176H66ZM83 177H85V176H83ZM82 177V178H83ZM119 177V176H118ZM117 177V178H118ZM157 177V176H156ZM200 177V176H199ZM204 177V176H203ZM245 177V176H244ZM56 178H57V176H56ZM63 178H65V176L63 177ZM75 178V177H74ZM112 178V177H111ZM114 178H116V177H114ZM145 178V177H144ZM155 178V177H154ZM159 178V177H158ZM173 178V177H172ZM179 178H180V176H179ZM197 178V177H196ZM202 177H200V179H201ZM207 178V177H206ZM221 178V177H220ZM237 178V177H236ZM253 178V177H252ZM66 179V178H65ZM64 179V180H65ZM110 179V178H109ZM131 179V178H130ZM162 179V178H161ZM192 179H194L193 177H192ZM199 179V178H198ZM203 179H205V177L203 178ZM226 179V178H225ZM248 179V178H247ZM59 180V179H58ZM68 180V179H67ZM70 181H71V178L69 179ZM112 180V179H111ZM149 180V179H148ZM159 180V179H158ZM206 180H209V179H206ZM221 180V179H220ZM40 181V182H41ZM99 181V180H98ZM105 181V180H104ZM110 181V180H109ZM112 181H114V180H112ZM112 181H111V184H113L112 183ZM119 181V180H118ZM145 181H147V180H145ZM151 181V180H150ZM154 181V180H153ZM185 181H186V179H185ZM196 181V180H195ZM199 181V180H198ZM202 181V180H201ZM222 181V180H221ZM221 181H219V182H221ZM227 181V180H226ZM243 181L246 183L247 182V180L244 178L243 179ZM58 182V181H57ZM67 182V181H66ZM189 182H191V181H189ZM203 182V181H202ZM208 182V181H207ZM258 182V181H257ZM256 182V183H257ZM22 183H23V181H22ZM42 183V182H41ZM67 183H69V182H67ZM104 183V182H103ZM145 183V182H144ZM143 183V184H144ZM154 183V182H153ZM158 183H160V182H158ZM209 183V182H208ZM221 183H223V182H221ZM255 183V184H256ZM0 184H1V181H0ZM70 184V183H69ZM141 184H142V182H141ZM160 184H162V183H160ZM187 184H189V183H187ZM192 184V183H191ZM219 184V183H218ZM36 185V184H35ZM34 185V186H35ZM39 186V188L38 189H36L37 190V192H38V194L40 195V197H42V199H45V193L46 192H44V190H43V185H41V184H38ZM57 185H59V184H57ZM68 185V184H67ZM76 185V183L73 185V183L72 184H70L69 185V187L67 186V188L68 189H64V188H62V190H66L65 191V194H71V193H73L74 192V190H76L75 189V186ZM115 185V184H114ZM145 185V184H144ZM148 185V184H147ZM184 185V184H183ZM195 185H196V183H195ZM198 185V184H197ZM226 185V184H225ZM227 185H228V183H227ZM254 185V184H253ZM260 185H261V183H260ZM26 186V185H25ZM136 186V185H135ZM148 186H150V185H148ZM161 186H163V185H161ZM187 186H189V185H187ZM200 186H202V185H199V187ZM220 186V185H219ZM222 186V185H221ZM231 186V185H230ZM234 186V185H233ZM28 187V186H27ZM36 187V186H35ZM64 187V186H63ZM65 187H66V183H65ZM111 187H112V185H111ZM110 187V189H112ZM151 187V186H150ZM191 187H192V185H191ZM191 187L189 186V188L188 187H186L185 186V192H187L188 193V191H190V194H192L191 193V191H193V189L191 190ZM222 187H224V185L222 186ZM232 187V186H231ZM249 187H251L250 185H249ZM252 187H254V186H252ZM256 188L258 187V186H255ZM18 188V187H17ZM41 188V189H40ZM86 188V187H85ZM143 188H145V186L143 187ZM153 188V187H152ZM186 188H187V190L188 191H186ZM193 188V187H192ZM197 188V187H196ZM215 188V187H214ZM218 188H220V187H218ZM260 188V187H259ZM26 189V188H25ZM47 190H48V188H46ZM50 189V188H49ZM59 189V188H58ZM57 189V190H58ZM108 189V188H107ZM117 189V188H116ZM148 189V188H147ZM146 189V190H147ZM201 189V188H200ZM221 189V188H220ZM255 189V188H254ZM61 190V189H60ZM59 190V191H60ZM109 190V189H108ZM114 190V189H113ZM118 190V189H117ZM137 190V189H136ZM145 190V191H146ZM149 190V189H148ZM151 190V189H150ZM199 190V189H198ZM216 190H218V189H216ZM236 189H234V191H235ZM238 190V189H237ZM240 190V189H239ZM245 190V189H244ZM252 190V189H251ZM52 191V190H51ZM142 191V190H141ZM159 191V190H158ZM225 191V190H224ZM1 192V191H0ZM36 192V193H37ZM50 192V191H49ZM148 192V191H147ZM163 192V191H162ZM184 192V193H185ZM248 192V191H247ZM62 193V192H61ZM78 192H74V196L77 194ZM108 193V192H107ZM117 193V192H116ZM151 193V192H150ZM187 193H185V194H187ZM200 193V192H199ZM223 193V192H222ZM235 193H237V191L235 192ZM23 194V193H22ZM31 194V193H30ZM38 194H37V197H38ZM79 194V193H78ZM78 194H77V196H78ZM144 194V193H143ZM189 194V193H188ZM238 194H239V192H238ZM248 194H250V193H248ZM256 194V193H255ZM259 194V193H258ZM18 195H19V193H18ZM48 195V194H47ZM50 195V194H49ZM62 195H63V193H62ZM147 195V194H146ZM151 195V194H150ZM173 195V194H172ZM217 195V194H216ZM219 195V194H218ZM237 195V194H236ZM241 195V194H240ZM243 195H244V193H243ZM251 195V194H250ZM250 195H248V196H250ZM4 196V195H3ZM30 196V195H29ZM55 196V195H54ZM77 196H75V197H77ZM128 196V195H127ZM195 196V195H194ZM227 196H229V195H227ZM230 196H232V193H231V195ZM253 197H254V195H252ZM251 196V197H252ZM22 197V196H21ZM40 197H38V200H39V198ZM62 197V196H61ZM60 197V198H61ZM146 197H149V196H146ZM163 197V196H162ZM187 197H188V195H187ZM189 197H191V198H196V196L195 197H193V196H190L189 195ZM188 197V198H189ZM218 197V196H217ZM221 198H222V195L220 196ZM225 197V196H224ZM232 197H234L235 198V196H232ZM242 197V196H241ZM240 197V198H241ZM256 197V196H255ZM2 198V197H1ZM18 198V197H17ZM47 198V197H46ZM59 198V199H60ZM73 198V197H72ZM182 198V197H181ZM191 198H189V200L188 201H193V199H191ZM198 198V197H197ZM200 198V197H199ZM205 198V197H204ZM219 198V197H218ZM244 198V197H243ZM21 199V198H20ZM112 199V198H111ZM131 199V198H130ZM150 199V198H149ZM158 199V198H157ZM220 199V198H219ZM226 199H228V198H226ZM28 200V199H27ZM72 200V199H71ZM76 200H77V198H76ZM127 200V199H126ZM137 200V199H136ZM248 200V199H247ZM34 201V200H33ZM36 201V200H35ZM42 201H44V200H42ZM47 201V200H46ZM50 201V200H49ZM61 201V200H60ZM73 201V200H72ZM74 201H75V199H74ZM150 201V200H149ZM157 201V200H156ZM165 201V200H164ZM200 201V200H199ZM207 201H209V200H207ZM246 201V200H245ZM252 201V200H251ZM251 201H249V202H251ZM6 203H7V201H5ZM17 202V201H16ZM28 202V201H27ZM37 202V201H36ZM52 202V201H51ZM61 202H63V201H61ZM158 202V201H157ZM157 202H156V205H157ZM212 202V201H211ZM217 202V201H216ZM220 202H222V201H220ZM241 202V201H240ZM240 202H238V203H240ZM247 202V201H246ZM245 202V203H246ZM254 202V201H253ZM1 203V202H0ZM4 203V202H3ZM47 203V202H46ZM75 203V202H74ZM84 203H85V201H84ZM84 203H82L81 202V204L83 205ZM151 203V202H150ZM152 203L154 204L155 202H153L152 201ZM168 203V202H167ZM184 203V202H183ZM193 202H191V204H192ZM234 203H236V206H237V202H234ZM244 203V204H245ZM34 204V203H33ZM32 204V205H33ZM43 204V203H42ZM66 204V203H65ZM145 204V203H144ZM169 204V203H168ZM243 204V203H242ZM242 204H238V205H240V207L242 206ZM2 205V204H1ZM17 205V204H16ZM39 205V204H38ZM44 205V204H43ZM47 205V204H46ZM58 205H59V203H58ZM69 205V204H68ZM71 205V207H72V205H73V202H72V204H70ZM75 205H76V203H75ZM74 205V206H75ZM84 205H86V204H84ZM83 205V206H84ZM162 205V204H161ZM164 205H165V203H164ZM184 205H185V203H184ZM215 205V204H214ZM222 205H224V204H222ZM229 205V204H228ZM227 205V206H228ZM4 205H2V207H3ZM24 206H26V205H24ZM28 206V205H27ZM35 206H37V205H35ZM54 206V205H53ZM65 206V205H64ZM73 206V207H74ZM128 206V205H127ZM186 206V205H185ZM189 206H191V205H189ZM195 206H196V204H195ZM6 207V206H5ZM4 207V208H5ZM40 208H42L41 206H39ZM44 207V206H43ZM72 207V208H73ZM77 207V206H76ZM78 207H81V205L79 206V204H78ZM77 207V208H78ZM186 207H188V206H186ZM194 207V206H193ZM197 207V206H196ZM217 207V206H216ZM222 207V206H221ZM230 207V206H229ZM239 207V206H238ZM246 207V206H245ZM252 207V206H251ZM254 207V206H253ZM257 207V206H256ZM23 208V207H22ZM32 208V207H31ZM63 208V207H62ZM64 208H66V207H64ZM68 208V207H67ZM82 208V207H81ZM217 208H219V207H217ZM2 209V208H1ZM190 208H188V210H189ZM204 209V208H203ZM210 209H212V208H210ZM233 209H234V207H233ZM257 209L258 208H256V210L255 211H257ZM4 210H6V209H4ZM8 210V209H7ZM28 209H27V207H24V211H27ZM83 210V209H82ZM193 210H194V208H193ZM192 210V208L190 209V211L192 212L193 211ZM206 210H208V209H206ZM221 210V209H220ZM239 210V209H238ZM245 210V209H244ZM252 210V209H251ZM31 211V210H30ZM40 211V210H39ZM43 211V210H42ZM44 211H46V210H44ZM64 211V210H63ZM69 211V210H68ZM144 211H145V209H144ZM166 211V210H165ZM189 211V212H190ZM195 211V210H194ZM194 211L192 212V214L194 213ZM216 211H218V210H216ZM4 212H6V211H4ZM32 212H34V211H32ZM50 212V211H49ZM48 212V213H49ZM62 212V211H61ZM70 212V211H69ZM71 212H72V210H71ZM74 212H75V210H74ZM78 212H81V215L84 217V218H82V220H84L85 221V223H87L88 225H89V227L91 228V231H92V234H94L95 236L97 235L98 237H100V239H101V241H102V243L105 245V247L107 248V251H108V253L107 254H109V252H110V254L111 255H121L126 261H127V264H152V262H154V261H151V259H149L148 258V256L144 253V251H143V242H144V240L142 241L140 238H138V237H134L133 235H129V236H126L125 234H123V233H117V230H116V232H115V230H113V228L111 227V224H109L108 223V221H110L109 219H99V217H97L98 219L97 220H92V219H90V218H88L86 215V217L83 215V213H82V211L80 210V208L79 209H77V213ZM93 212V211H92ZM154 212V211H153ZM170 212H171V210H170ZM190 212V213H191ZM195 212H197V211H195ZM223 212H225V211H223ZM237 212V211H236ZM247 212V211H246ZM16 213V212H15ZM14 213V214H15ZM20 213V212H19ZM28 213H30V212H28ZM46 213V212H45ZM47 213V214H48ZM93 213H95V212H93ZM142 213H144V212H142ZM147 213V212H146ZM172 213H173V211H172ZM219 213H221V212H219ZM219 213H217V214H219ZM242 213V212H241ZM249 213V212H248ZM248 213H247V215H248ZM258 213V212H257ZM24 214H25V212H24ZM34 214V213H33ZM36 214V213H35ZM65 214H67V212L65 213ZM71 214V213H70ZM73 214V213H72ZM165 214V213H164ZM167 214H169V213H167ZM246 214V213H245ZM2 215V214H1ZM7 215V214H6ZM17 216H18V212H17V214H16ZM76 215V214H75ZM74 215V216H75ZM153 215H154V213H153ZM184 215V214H183ZM216 215V214H215ZM231 215V214H230ZM2 216H5V215H2ZM14 216V215H13ZM25 216V215H24ZM27 216V215H26ZM44 217H45V215H43ZM67 216V215H66ZM71 216V215H70ZM69 216V217H70ZM73 216V215H72ZM71 216V217H72ZM73 216V217H74ZM77 216V220H80L81 218H79V215H76ZM196 216H198V215H196ZM220 216H222V215H220ZM249 216V215H248ZM8 217V216H7ZM57 217V216H56ZM72 217V218H73ZM101 217V216H100ZM136 217V216H135ZM150 217V216H149ZM167 217V216H166ZM191 217V216H190ZM189 217V218H190ZM218 217V216H217ZM225 217V216H224ZM228 217H230V216H228ZM251 217V216H250ZM3 218V217H2ZM12 218H14V217H12ZM11 218V219H12ZM19 218V217H18ZM33 218V217H32ZM96 218V217H95ZM171 218V217H170ZM184 218V217H183ZM227 218V217H226ZM233 218H234V216H233ZM243 218V217H242ZM249 218V217H248ZM257 218V217H256ZM11 219H10V222H11ZM23 219V218H22ZM28 219V218H27ZM38 219V218H37ZM48 219V218H47ZM148 219H150V218H148ZM236 219V218H235ZM251 220H253L252 218H250ZM249 219V220H250ZM67 220V219H66ZM143 220V219H142ZM187 220V219H186ZM196 220V219H195ZM209 220H210V222H212L211 220L212 219H210L209 218ZM219 220V219H218ZM225 220V219H224ZM8 221V220H7ZM22 220L20 219V222H21ZM24 221V220H23ZM114 221H117V220H115L114 219ZM156 221V220H155ZM207 221V223L209 222L208 220H206ZM217 221V220H216ZM237 221V220H236ZM245 221V220H244ZM248 221V220H247ZM254 221H256L255 219H254ZM1 222V221H0ZM6 222V221H5ZM5 222H4V224H5ZM9 222V221H8ZM35 222V221H34ZM82 222V221H81ZM80 222V223H81ZM154 222V221H153ZM160 222H162V221H160ZM174 222V221H173ZM195 223H197L196 221H194ZM213 222H215V221H213ZM249 222V221H248ZM7 223V222H6ZM17 223V222H16ZM25 223V222H24ZM23 223V224H24ZM41 223V222H40ZM52 223V222H51ZM57 223V222H56ZM60 223V222H59ZM62 223V222H61ZM84 222H82V225L84 226V224H83ZM177 223V222H176ZM175 223V224H176ZM193 223V222H192ZM195 223H194V225H195ZM200 223H202V222H200V220H199V224ZM238 223V222H237ZM247 223V222H246ZM2 224V223H1ZM9 224V223H8ZM64 224V223H63ZM62 224V225H63ZM66 224V223H65ZM64 224V225H65ZM154 224V223H153ZM175 224H174V226H175ZM209 224H211V223H209ZM250 224V223H249ZM248 224V225H249ZM254 224V223H253ZM21 225V224H20ZM26 225H27V223H26ZM35 225V224H34ZM49 225H50V223H49ZM48 225V226H49ZM72 225H73V223H72ZM113 225V224H112ZM132 225V224H131ZM134 225V224H133ZM179 225V224H178ZM203 224H201V226H202ZM216 225V224H215ZM227 225V224H226ZM257 224H255V226H256ZM51 226V225H50ZM79 226V225H78ZM181 226V225H180ZM182 226H184V225H182ZM206 226V225H205ZM213 226V225H212ZM211 226V227H212ZM222 226H224V224L222 225ZM222 226H221V228H222ZM230 226V225H229ZM234 226V225H233ZM237 226V225H236ZM246 226V225H245ZM244 226V227H245ZM252 226V225H251ZM260 226V225H259ZM7 227V226H6ZM6 227H3V228H6ZM9 227H11V226H9ZM17 227V226H16ZM26 227V226H25ZM44 227H46V226H44ZM53 227V226H52ZM73 227V226H72ZM80 227V226H79ZM78 227V229L80 230L81 228H79ZM199 227V226H198ZM226 227V226H225ZM248 227V226H247ZM20 228V227H19ZM30 228V227H29ZM42 228V227H41ZM74 228V227H73ZM71 229V230H74V229ZM84 228V227H83ZM181 228V227H180ZM200 228H202V227H200ZM230 228V227H229ZM242 228V227H241ZM255 228H257L258 230V232H259V228H258V226L257 227H255ZM255 228L253 229L254 231H255ZM1 229H2V227H1ZM7 229V228H6ZM9 229H11V228H9ZM15 229V228H14ZM31 229V228H30ZM49 229V228H48ZM56 229V228H55ZM70 229V228H69ZM85 229H86V226H85ZM136 229V228H135ZM162 229V228H161ZM12 230V229H11ZM41 230V229H40ZM57 230V229H56ZM62 230H65L66 231V229H62ZM70 230V231H71ZM139 230V229H138ZM175 230V229H174ZM173 230V231H174ZM240 230V229H239ZM4 231V230H3ZM16 231V230H15ZM14 231V232H15ZM53 231V230H52ZM68 231V230H67ZM75 231V230H74ZM84 231V230H83ZM196 231H197V229H196ZM200 231V230H199ZM247 231V230H246ZM245 231V232H246ZM248 231H249V229H248ZM252 231V230H251ZM1 232H2V230H1ZM8 232V231H7ZM11 232V231H10ZM19 232V231H18ZM48 232H49V230H48ZM79 232V231H78ZM94 232V233H93ZM183 232V231H182ZM228 232H229V230H228ZM234 232V231H233ZM233 232L231 233V234H233ZM250 232V231H249ZM258 232H256L257 234H258ZM9 233V232H8ZM21 233V232H20ZM29 233H30V231H29ZM40 233V232H39ZM42 233H43V229H42ZM55 233V232H54ZM63 233H65V236L66 237H72L70 234L72 233H66V232H63ZM83 233V232H82ZM86 233H89L88 232V230H87V232ZM158 233H161V232H158ZM166 233H167V231H166ZM177 233H178V231H177ZM188 233V232H187ZM204 233V232H203ZM207 233V232H206ZM211 233V232H210ZM230 233V232H229ZM240 233V232H239ZM253 233L254 232H252V234L251 235H253ZM255 233V234H256ZM3 234V233H2ZM7 234V233H6ZM11 234V233H10ZM10 234H8V235H10ZM15 234H16V232H15ZM19 234V233H18ZM24 234H26V233H24ZM32 234V233H31ZM44 234V233H43ZM74 234V233H73ZM80 234V233H79ZM85 234V233H84ZM163 234H164V232H163ZM184 234V233H183ZM202 234V233H201ZM226 234V233H225ZM264 234V233H263ZM5 235V234H4ZM12 235V234H11ZM21 235V234H20ZM41 235V234H40ZM61 235H62V233H61ZM64 235V234H63ZM62 235V236H63ZM206 235V234H205ZM227 235V234H226ZM260 235V234H259ZM3 236V235H2ZM26 236H27V234H26ZM49 236V235H48ZM51 236V235H50ZM65 236H64V238H65ZM82 236V235H81ZM80 236V237H81ZM88 236V235H87ZM90 236V235H89ZM163 236V235H162ZM198 236V235H197ZM196 236V237H197ZM200 237H201V235H199ZM202 236H204V234L202 235ZM207 236H209V232H208V234H207ZM212 236V235H211ZM235 236V235H234ZM246 236V235H245ZM244 236V237H245ZM1 237V236H0ZM14 237V236H13ZM20 237V236H19ZM45 236L43 235V238H44ZM78 237V236H77ZM86 237V236H85ZM159 237V236H158ZM161 237V236H160ZM160 237H159V239H160ZM240 237V236H239ZM6 238V237H5ZM15 238V237H14ZM13 238V239H14ZM63 238V239H64ZM74 238V237H73ZM82 238V237H81ZM88 238V237H87ZM86 238V239H87ZM186 238V237H185ZM199 237H197V239H198ZM202 238V237H201ZM210 238V237H209ZM226 238V237H225ZM256 238L258 239L259 237H257V235L255 236V238L253 237V239H255L256 240ZM12 239V240H13ZM32 240H33V238H31ZM47 239H49V238H47ZM62 239V238H61ZM68 239V238H67ZM66 239V240H67ZM71 241H72V239L71 238H69ZM68 239V240H69ZM76 239H78V238H76ZM85 239V240H86ZM173 239V238H172ZM205 239V238H204ZM237 239V238H236ZM241 239V238H240ZM5 241H6V239H4ZM4 240H3V242H4ZM14 240H16V239H14ZM34 240H35V237H34ZM51 240V239H50ZM58 240V239H57ZM65 240V239H64ZM63 240V241H64ZM66 240H65V243H66ZM74 240V239H73ZM83 240V239H82ZM126 240V241H125ZM150 240V239H149ZM156 240V239H155ZM166 240H167V238H166ZM170 240V239H169ZM199 240V239H198ZM230 240H231V236H230ZM246 240V239H245ZM249 240V239H248ZM252 240V239H251ZM250 240V241H251ZM16 241H18V240H16ZM16 241H14V242H16ZM40 241H43V240H40ZM53 241V240H52ZM70 241V242H71ZM78 241V240H77ZM87 241V240H86ZM146 241V240H145ZM157 241V240H156ZM156 241H154V242H156ZM164 241V240H163ZM202 241V240H201ZM204 241V240H203ZM242 241H244V240H242ZM250 241H248V242H250ZM7 243H10L9 241H8V239H7V241H6ZM19 242H20V240H19ZM32 242H34V241H32ZM44 242V241H43ZM47 242V241H46ZM45 242V243H46ZM88 242V241H87ZM90 242V241H89ZM180 242V241H179ZM194 242V241H193ZM205 242V241H204ZM247 242V241H246ZM255 242V241H254ZM257 242V241H256ZM262 242V241H261ZM51 243V242H50ZM56 243V242H55ZM64 243V242H63ZM62 243V244H63ZM83 242H81V244H82ZM129 244L130 246H128V245H126V244ZM195 243V242H194ZM193 243V244H194ZM197 243V242H196ZM222 243V242H221ZM229 243H230V241H229ZM243 243H245V242H243ZM258 243V242H257ZM2 244V243H1ZM4 244V243H3ZM11 244V243H10ZM18 244V243H17ZM47 244V243H46ZM80 245V243H77V245ZM84 244V243H83ZM82 244V245H83ZM145 244V243H144ZM152 244V243H151ZM155 244V243H154ZM190 244H192V243H190ZM189 244V246H191ZM199 244H201V243H199ZM219 244V243H218ZM226 244V243H225ZM8 245V244H7ZM21 245V244H20ZM40 245V244H39ZM66 245V244H65ZM187 245H188V243H187ZM203 245V244H202ZM202 245H200V246H202ZM250 245H251V243H250ZM258 245V244H257ZM257 245H256V247H257ZM17 246V245H16ZM18 246H19V244H18ZM32 246V245H31ZM34 246V245H33ZM35 246H36V243H35ZM38 246V245H37ZM48 246V245H47ZM54 246H55V244H54ZM64 246V245H63ZM68 246V245H67ZM72 246H75V245H72ZM91 246V248H92V246L93 245H90ZM101 246H102V244H101ZM128 247V248H125V247ZM196 246H197V244H196ZM199 246V247H200ZM213 246H215V245H213ZM245 246V245H244ZM252 246V245H251ZM253 246H255V244H253ZM11 247V246H10ZM15 246H12V248L13 249H11V251L9 252V253H7V255H6V253H5V257H6V262L8 263V261H19V259L21 258V255H22V252L18 249V248H14ZM22 247V246H21ZM40 247H42V246H40ZM39 247V248H40ZM46 247V246H45ZM50 247V246H49ZM49 247H48V249H49ZM58 247V246H57ZM76 247V246H75ZM79 247V246H78ZM170 247V246H169ZM180 247V246H179ZM206 247V246H205ZM224 247H227V246H224ZM231 246H229V248H230ZM249 247V246H248ZM261 247V246H260ZM52 248H53V246H52ZM64 248H66V246L64 247ZM72 248V247H71ZM70 248V249H71ZM144 248H145V245H144ZM156 248V247H155ZM195 248H197V247H195ZM202 248V247H201ZM223 248V247H222ZM239 248V247H238ZM244 247H242V249H243ZM5 249V248H4ZM6 249H8V248H6ZM10 249V248H9ZM22 249H23V247H22ZM36 249V248H35ZM41 249V248H40ZM53 249H55V248H53ZM52 249V250H53ZM67 249H68V247H67ZM73 249V248H72ZM89 249V247L87 248V250ZM158 249V248H157ZM156 249V250H157ZM186 249V248H185ZM219 249V248H218ZM217 249V250H218ZM227 249V248H226ZM234 249V248H233ZM25 250V249H24ZM39 250V249H38ZM86 250V248L84 249V251ZM95 250V249H94ZM125 250V251H124ZM177 250V249H176ZM200 250V249H199ZM229 250V249H228ZM231 250V249H230ZM251 250H253V248L251 249ZM256 249H254V251H255ZM1 251V250H0ZM33 251H34V249H33ZM42 251V250H41ZM41 251H38V252H41ZM60 251V250H59ZM76 251V250H75ZM89 252H90V250H88ZM98 250H96V252H97ZM179 251V250H178ZM192 250H189V252H188V259L190 260V259H192V257L191 256H193L192 255V252H191ZM221 251H224V250H221ZM237 251V250H236ZM235 251V252H236ZM240 250H238V252H239ZM243 251V250H242ZM242 251H240V253L242 252ZM261 251V250H260ZM38 252H37V254H38ZM52 252V251H51ZM54 252V251H53ZM106 252V251H105ZM104 252V253H105ZM124 252L125 253H127V255L126 254H124ZM171 252V251H170ZM184 252H186L185 250H184ZM202 252H203V250H202ZM219 252H220V250H219ZM225 252H226V250H225ZM230 252V251H229ZM3 253V252H2ZM24 253H25V251H24ZM27 253H28V251H27ZM42 253V252H41ZM40 253V254H41ZM73 253V252H72ZM81 253V255H82V253L83 252H80ZM176 253V252H175ZM181 253V252H180ZM179 253V254H180ZM199 253V252H198ZM237 253V252H236ZM236 253H233V252H230V257H229V253L227 254V256L228 257H226L227 258V260H228V258H229V260H230V262H231V264H243L244 262V264H246V263H248V264H250V262H252L253 263V260H250V262H249V260H247L246 259V257H245V259H239L238 258V256H237V254ZM243 253V252H242ZM241 253V254H242ZM258 253V252H257ZM34 254V253H33ZM47 254H50V253H48L47 252ZM51 254H53V253H51ZM50 254V255H51ZM194 254V253H193ZM203 254V253H202ZM207 254V253H206ZM250 254V253H249ZM255 254V253H254ZM262 254V253H261ZM31 255V254H30ZM36 255V254H35ZM68 255V254H67ZM87 255V254H86ZM100 255V254H99ZM149 255V254H148ZM172 255H174V253L172 254ZM198 255H200V256H198V257H202L201 256V250H200V254H198ZM246 255V254H245ZM257 255V254H256ZM1 256V255H0ZM23 256V255H22ZM32 256V255H31ZM62 256V255H61ZM85 256V255H84ZM91 256H92V252H91ZM94 256V255H93ZM185 256L186 255H184V258H185ZM27 257H28V255H27ZM41 257V256H40ZM50 257V256H49ZM52 257V256H51ZM102 257V256H101ZM157 257V256H156ZM205 257V256H204ZM220 257H222L221 255H220ZM23 258H26V257H23ZM23 258H21V259H23ZM46 258H47V256H46ZM63 258V257H62ZM73 258H75V257H73ZM80 258V257H79ZM90 258V257H89ZM151 258V257H150ZM210 258V257H209ZM217 258H218V255H217ZM223 258H224V256H223ZM5 258H3V260H4ZM36 259V258H35ZM38 259V258H37ZM36 259V260H37ZM45 259V258H44ZM52 259V258H51ZM70 259H71V257H70ZM76 259V258H75ZM75 259H73V260H71V261H73V262H75ZM90 259H92V258H90ZM115 259H117V258H115ZM118 259H119V257H118ZM155 259H158V257L157 258H155ZM200 259V258H199ZM205 259V258H204ZM202 260V258H201V263L200 264H207L206 262V260H207V258H206V260ZM2 260V259H1ZM2 260V261H3ZM24 260H26V259H24ZM67 259L65 258V261H66ZM78 260V259H77ZM85 260V259H84ZM89 260V259H88ZM88 260H87V258H86V261L88 262ZM114 260V259H113ZM120 260V259H119ZM187 259H185V261H186ZM193 260V259H192ZM220 260H222V258L220 259ZM226 260V259H225ZM225 260H223V261H225ZM22 261V260H21ZM50 261V260H49ZM57 261V260H56ZM60 261V260H59ZM68 261V260H67ZM81 261H82V259H81ZM85 261V262H86ZM95 261V260H94ZM196 261V260H195ZM194 261V262H195ZM223 261H222V263H223ZM4 262V261H3ZM6 262H5V264H6ZM16 262V263H17ZM47 262V261H46ZM63 262V261H62ZM68 262H70V261H68ZM89 262H91V261H89ZM88 262V263H89ZM109 262V261H108ZM112 262V261H111ZM157 262H158V260H157ZM177 262H178V260H177ZM210 262V261H209ZM2 263V262H1ZM0 263V264H1ZM12 263H14V262H12ZM23 263V262H22ZM49 263V262H48ZM51 263V262H50ZM56 264H57V262H55ZM61 263V262H60ZM87 263V264H88ZM96 263H98V262H96ZM95 263V264H96ZM101 263V262H100ZM103 263H105V262H103ZM160 263V262H159ZM158 263V264H159ZM167 263V262H166ZM186 263V262H185ZM211 263V262H210ZM213 263V262H212ZM261 263V262H260ZM3 264V263H2ZM11 264V263H10ZM17 264H19V263H17ZM21 264V263H20ZM27 264V263H26ZM34 264V263H33ZM36 264V263H35ZM44 264V263H43ZM63 264H65V263H63ZM196 264V263H195ZM226 264V263H225ZM254 264H255V262H254ZM263 264V263H262Z\"/></svg>",
    "mask_w": 264,
    "mask_h": 264
}]
</instances>
